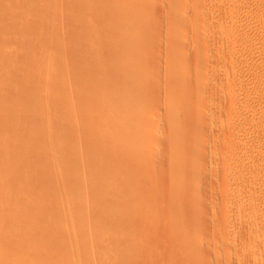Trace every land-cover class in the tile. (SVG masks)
<instances>
[{"label":"rangeland","instance_id":"obj_1","mask_svg":"<svg viewBox=\"0 0 264 264\" xmlns=\"http://www.w3.org/2000/svg\"><path fill=\"white\" fill-rule=\"evenodd\" d=\"M262 1L264 2V0H256V1L255 0L253 1L252 0L251 1L250 0H232V1L231 0H111V1L110 0H106V1L105 0H0V23H1L0 24V73L2 74V75L0 74L1 77L0 78V122H1L0 125L2 126V122L6 124L5 122L6 120L7 121L6 125L9 128V130H6L8 129L7 126H4L6 127L5 130L0 129V132L3 131L5 133V131H7L5 134L3 133L4 135L2 133H1L2 135L0 134L2 137L5 136L3 137L4 139L2 140L5 141L3 144V149L1 150L2 148L1 147L0 150L3 153V150L5 151L9 148L7 152L10 153L8 154V157L10 156L9 159L11 158L10 160L6 161L7 158L5 157L7 156L6 155L7 152L5 151L4 154L5 157L3 156L5 158L4 162L6 163L10 162L9 163L10 166L9 168L8 167L5 168L7 172L3 170L4 168L3 169L0 168V174L2 173L0 175V177L2 178V179L0 178V193H1L0 205L1 203L5 204V200L9 201L10 198H11L10 204L13 203V202L11 203V201H15L14 204L15 203L19 204V205L17 204L18 206H15V209L12 208L15 212H17V214L14 212V214L16 215L12 213L14 217L16 216L15 218L13 217L14 219L10 217L11 216L10 210L8 209L9 211H7V209H4V208H10V206L12 205L8 204L9 205L8 207V205L5 204L6 205L5 206L3 204L0 207V222L3 224V226L0 224L1 226L0 227V247H1L0 264L3 263L16 264V261L20 262L22 260L21 256L23 258V261H21L20 264L23 263L64 264L65 262L66 264H74V263L75 264H100V263L111 264L112 261H113L112 264H119L118 261L120 263L124 262L123 264H125V262L126 264L129 263L130 264H143V263L144 264H264V202H263L264 175H262L264 174V162H263L264 161V157H263L264 156L263 154L264 153V142H263L264 141V136H263L264 135V112H263L264 111V96H263L264 77H262L264 76V70H263L264 59H262L264 58V46H263L264 8H262L264 7V4ZM150 2H152V5L149 6L148 4H146V3L150 4ZM118 3L119 5H117ZM260 3L262 5H260ZM134 6L138 7L137 8L138 11L134 10L135 9ZM139 6L141 9L139 8ZM128 8H129V12H128ZM116 9L118 10V13ZM123 10L125 11V13ZM131 10L133 11L131 12ZM141 10L143 12H141ZM120 11L122 12V14H120L121 13ZM247 11H249V13ZM130 12L132 13V15L136 13L135 16L137 17V19L136 17H132V15H130L131 14ZM125 14L128 15L124 17ZM245 14L249 16L247 17ZM118 16L121 17L119 18L121 19L122 23L124 19L125 25H123L121 22L118 21L119 20ZM128 16L129 18L131 16L132 22H130L131 20L129 21ZM126 17L128 20L126 19ZM133 18H135L134 20L136 22L133 21ZM140 19L141 21H139ZM256 21H258L259 23H257ZM261 22L263 23V25H261ZM117 23L121 28L119 26L117 27ZM130 23L131 24L134 23L132 24L133 26ZM249 23L253 24V26ZM122 25L124 26V28ZM258 29L260 30L258 31ZM221 30L223 31V33ZM141 31H144L146 35L144 36L143 33H142L143 35L140 34ZM205 33L207 35H205ZM138 35L141 36L140 38L143 37V39L140 38L138 39L137 38ZM200 38L202 41L200 40ZM207 38L209 40H207ZM133 39L134 40L138 39V40L134 42ZM139 40H141L140 43ZM130 43H133L134 45ZM242 43L243 44L245 43V45H243ZM118 44L120 45L118 46ZM129 46L131 47L129 48ZM239 46L243 49H240ZM132 49H134V51H137V53L136 52L133 53ZM15 51L18 52V54L23 52L20 54L23 56V57L20 56L22 57L21 58L22 60L19 61L20 57H18L19 55H17ZM78 51L79 53H81L80 55L78 54ZM82 51L84 52L82 53ZM139 51L141 53H139ZM207 51L209 54L207 53ZM120 53H122V55ZM143 53L149 56L146 55L145 57ZM234 53L237 55V57ZM115 54H118L121 57H118ZM126 54H128V56L131 54L132 56L135 57L133 58L136 60L139 58L140 60L137 62L138 64L137 63L134 64V61L136 62V60H134L132 56L128 58ZM205 55L207 58L205 57ZM253 55L256 56L253 57ZM125 56L128 59H124ZM87 57L90 58L87 59ZM95 57L96 58L100 57V58H97L98 63L94 65V63L97 62ZM199 57L201 58L200 60L198 59ZM13 58H16L17 61L16 60L13 61ZM92 58L94 59V62L93 64H90L93 60ZM168 58L170 62H168L169 61ZM204 58L205 60H203ZM235 58L237 61L235 60ZM129 59H131V61ZM220 59L222 61H220ZM253 59H254V63L252 61ZM89 60H91V62ZM109 60L112 62H110ZM132 60L137 70L136 68H134L133 64H131V66L133 67H130V64L129 65L127 64L128 62L132 63ZM248 60L250 62H248ZM115 62L117 65H115ZM139 62H141V64ZM187 62L191 64L189 65ZM223 62H225V65ZM102 63L105 65H103ZM110 63L112 64L110 65ZM179 64L181 65L182 68L184 67L183 71H180L182 70V68L179 70L180 68ZM90 65H92L93 67L89 68ZM123 65L124 67L125 65H128V67H130L129 70H127L126 68L127 71L126 76L127 74L128 75L134 74L133 77L134 78L139 77L140 79L138 78L137 80L142 81V83L136 80L135 82L130 83L129 81H127L128 78L125 75H123L125 79L127 78V80H124V78L121 76L122 74H124L123 71H125ZM115 67L116 69L118 68L117 72L120 74L122 68L124 69L122 71V74L121 75L119 74L122 77L123 81H121L122 79L115 72L116 70ZM102 68H104V70ZM131 68L133 69V71L131 70ZM112 69L113 70L115 69L113 71V75L111 71ZM188 69L189 71L191 70V72L188 73L187 71ZM200 70H202L201 71L202 73L199 72ZM107 71L111 72V74L108 73ZM137 71L140 73H138ZM178 71L182 73L180 74V72ZM11 72L12 74L9 75H12V77L15 76L14 75L15 73L17 75L16 80L14 79L16 82H13L14 84L13 87L17 88L18 86V89L16 90L17 92L15 91L14 93L12 92L15 90V88L13 90L12 85L10 86L12 88V91L10 87H9L10 89H8L7 87L8 81L13 80V78L9 80L8 77L11 76L9 75L7 76V74ZM203 72L205 75H203ZM102 73L103 75L104 73H106L107 76L105 74V77H103L101 75ZM186 73L188 74L191 73L190 74L191 77H187L190 75L187 74L186 76ZM135 75L137 77H135ZM200 75L202 79L200 78ZM131 76L132 75L128 77L131 78ZM186 77L189 78V80L191 78V80L193 81V84L191 83L193 87L190 84V82L192 81L187 80ZM19 78L21 79L19 80ZM101 80L103 81V83ZM261 80L263 83L260 82ZM111 81H112L111 84L107 83ZM250 82H252V84ZM10 83L12 82H9V85ZM185 83H187L188 85ZM181 84L184 87L181 86ZM249 84L251 88L249 87ZM253 84H254V88H253ZM189 85L192 88L189 87ZM19 86L21 89L19 88ZM22 86L23 87L25 86L24 88L25 90L26 88L28 89L26 93L21 92L23 89ZM255 87L259 91H257ZM137 88H141L144 91H142L141 94L140 93L137 94L136 92L138 90ZM6 89L8 91L10 90L9 91L10 95L14 94L13 96H11V98L8 97L10 95H8L9 92ZM29 89H31L32 92L34 91L33 94L35 93V95H38V100L41 96L43 97V99H41L42 97L40 98L38 103L44 100V98L47 99L48 97H50V99H47V101L44 100L43 102H41V105H42V111L44 109L50 113V115L49 113H46L43 116H46V118L49 117L48 119L51 121L46 120L47 123H45L46 122V121L44 122L45 118L41 119V116H39V120L41 119L44 122V123L40 122L42 124L41 125L38 122L39 121L37 119L38 117L36 118L35 115L31 114L32 112L31 110H33L34 107L31 108L30 105L32 103L31 101L28 100V98L31 100L30 96H32L31 90ZM188 89L191 92H193L192 95ZM18 90H20V92ZM178 90H180V92ZM29 91L31 95L29 94ZM110 92L113 94H110ZM134 92L135 95L137 94V96L134 95ZM200 92L202 95L197 98V96H199L197 95V93L200 94ZM16 93H19L20 95L21 93H23L21 96L27 94L29 97L28 98L26 97L25 101L27 99L29 102L27 101V103H25L24 106H22L23 105L22 103L24 102H22L19 99L16 100L17 97L22 99L19 94L16 97L15 95ZM254 93H257L258 95L257 94L254 95ZM57 99L58 101H56ZM18 101L22 103L20 104ZM179 101L181 102V104ZM16 102H18L20 106L17 105ZM15 103H16V107L20 108L22 106L21 108L22 109L24 108L23 109V112L25 113L24 115L27 116L28 113L30 112L31 116L28 115V117L33 118L34 116L37 119L36 121L38 122V124H40L39 126H41L42 128L41 129L37 127L39 128V130H41L38 131V129L34 127L37 130V131L35 130V134H34L35 139L31 137L34 131L29 133L32 134L29 138H32L33 142L30 140L29 141L32 142L31 144L33 149L32 147H30L32 150L30 149L29 150L26 149V150L30 152L24 150L23 147L24 145L23 141H25L27 137L25 139L21 138V135L22 137L27 136L28 134L25 132H29V131H25L26 129L24 127V130H21V131H25L23 132L24 133L23 134L20 131H17L18 129L16 131L14 128H13L14 130L12 129L10 130V128L12 127H9L11 125L10 124L11 118L13 117L12 115L10 118V114L15 113L14 115L16 116L17 114L18 117V115L20 114L19 111H21V108L20 110L18 108L19 113L16 112L17 109L15 108ZM26 104H28L31 108V110H28V112L24 111ZM14 108L15 111H13ZM48 108L50 109L48 110ZM258 109H260L259 112ZM204 111L206 112L207 115L205 114ZM47 114L49 116H47ZM2 116H4L5 118L3 119ZM15 116L14 118H16ZM8 118H10V120H8ZM25 118L27 117H24V119ZM176 119L179 120L178 123ZM23 120L22 123H24ZM26 121H28L29 123L30 120L28 119ZM32 121H30L31 125L29 124V126L31 127L34 126L33 125L34 123ZM37 122L35 124H37ZM181 122L184 123L182 124ZM22 123L21 125H23ZM61 123H68V125L70 126L65 124L66 126H68L67 127L68 130L65 129L66 127L64 128V125ZM13 124L15 123L13 122L12 125ZM16 124L19 125V123ZM176 124H178L179 127L180 125L184 126V129L182 126H181L182 129L181 128L179 129L178 125H177L178 129H177ZM185 124L186 125L189 124V125L185 126ZM29 126H26V128ZM186 127L189 128L188 131H187L188 128L186 129ZM32 129L33 128H31V131ZM183 130H185L184 133ZM190 130H194V131H190ZM177 132H182L183 134L182 133L178 134ZM47 134L49 135V137L50 135L51 137H53L51 138V140L53 139L52 142L49 141L50 147H47L48 146L47 141L44 142L45 145H47L46 149L49 150L50 148H52V146L57 145L60 139L63 141V139L60 138L62 137L60 136L61 134L65 136V137L63 136V138H65V140L63 141L64 143H61V145H59L60 143H58L59 145V147L57 146L58 149L53 148L55 152L58 154L54 153L53 149L52 151L51 150L43 151L45 145L43 146L44 143L42 139L43 136L45 137V135L47 136ZM188 135L189 138L187 139ZM57 136L60 138L59 140L57 138L58 142L55 140ZM196 136L199 138H196ZM190 137L192 138L195 137L194 142L192 141L193 140L192 138H191L192 140H189ZM19 138L21 140L22 139L24 140L21 141ZM34 140H35V145L33 146ZM47 140H50V138H48ZM54 142L57 143L54 145ZM187 142H189V144ZM2 143L0 142V145ZM26 143L27 142H25V144ZM62 144H64V146ZM190 145L194 148H192ZM108 146H110L111 149ZM141 146L144 147L141 149L140 148ZM26 148H29V146ZM64 148L66 150H64ZM144 148L145 150L143 151ZM179 148L180 150H178ZM190 148L193 149L192 150L193 152L196 151L198 152L194 154L191 152ZM102 150L104 151V153ZM24 151L26 152L24 153ZM258 151L261 152L259 153ZM51 152H53L52 153L53 155L56 154V156L57 155L58 156L52 158L53 155L51 156L50 154ZM23 153L26 154L24 156L25 157L24 161H26V165L30 164V167L27 165L28 169L31 168L32 165V170H33L34 165L42 161L41 162L42 166H39L40 171L37 170V166H35L34 168L35 170H33L35 173H37V175L39 173L41 174V175L39 174L40 177L38 180H36L38 177L34 179L28 178V174L30 173L29 171L28 172L26 171L27 169L25 168L27 166L25 165V162L22 161L23 160L22 159L21 160L22 162L19 163L24 164V165L22 164V166L25 167L23 168L26 171L24 175L25 177L23 176L25 171L18 163L19 159L22 158L21 154ZM136 153L137 155H135ZM79 154L81 156H79ZM255 154H258L259 156ZM1 155L2 154H0V156ZM18 155H20L21 157ZM62 155H64L63 157L65 159L62 158ZM60 156H61L60 160L61 159L62 160L58 161V163H54L55 160L52 161L53 159H57ZM3 157L0 158V162L3 161L2 159ZM68 157L71 158L72 160L71 159L69 160ZM36 160L39 162H36ZM259 160L260 162L258 163ZM64 161L65 162L68 161L69 163L68 162L65 163ZM190 161L192 162V164L190 163ZM17 163L21 167L22 172L24 171L23 174L21 173V176L23 178L19 176L20 178L15 179L19 174L18 173L15 176L16 171L17 169L18 170L20 169L18 168ZM72 163L75 165L73 166ZM4 164L5 163H3V165ZM9 164L6 165L8 166ZM145 164H147L148 167H146ZM3 165L0 163V166ZM69 165L72 166L68 168ZM65 166H66L65 169L67 171L63 170V174H62V168L64 169ZM88 166L90 168L92 167V170L94 168H95L94 170L98 169V171L96 170L97 171L96 174L93 173V175L95 174L94 177L91 175L92 170L90 172L91 174H88L90 171V168L88 169ZM127 166H130V168ZM181 167H183V169ZM123 168L125 169L124 174L126 175V177L123 174L124 172ZM53 169L55 173H57L56 171H59L61 169L56 174L58 177L54 176V172L52 171ZM149 169L153 171L151 172ZM186 169H188V171ZM71 170L73 172H76L75 177H73L75 173H73ZM117 170L119 172H117ZM69 171L72 173L68 174L70 173ZM141 171L143 174L141 173ZM185 171L188 174L193 173L191 174L193 175V177L186 174ZM11 172L12 173L15 172V173L12 174ZM127 172L129 173L127 174ZM153 172L155 173L153 174ZM4 173L7 174L2 177ZM111 173L114 174L113 177H110L112 176ZM49 175L51 176L49 177ZM257 175L260 176L257 177ZM115 176L118 177L114 178ZM133 176L138 181L133 179L132 178ZM199 177L201 178V180ZM24 178L27 179V180L25 179L27 182L29 180L28 183L25 182L28 185L32 183L31 182L32 180L33 181L36 180L35 183L33 182L35 184L34 188H32L34 189V192L31 189V187L33 186L29 187L31 184L27 186L23 182ZM104 178L105 179L113 178L114 180L112 179V181L114 182L118 181V183L116 182V184L114 185V182L113 183L109 182V180H104ZM126 178L129 179L127 180ZM144 178H146V181L148 180L146 183ZM19 179L22 180V182L28 188H25L22 182H21L22 184L18 182ZM70 180L72 181L71 183ZM13 182L14 184L17 183L15 185L21 186L22 190L21 189L20 190L23 191V194L19 191V194L16 195L17 197L15 198L17 199V201L15 198H14L15 200L12 198L14 197L13 194L16 193L15 190L17 189L19 190V187L14 186ZM73 182L74 184L76 183V188L71 187ZM176 182L178 185L182 184V189L180 186L177 187V185H175ZM18 183H20V185ZM36 183L37 184L40 183L39 185H37L38 187L36 186ZM74 184L73 186H75ZM130 184L133 186H131ZM134 184H138V185L135 186ZM65 185L66 186L68 185L69 187L68 186L67 187L69 189H66ZM23 187L25 188L27 193L23 190ZM35 187H37L38 189L36 190ZM10 188L12 189L10 190ZM100 188L103 190V192L102 191L99 192ZM131 188L133 190L135 189L134 194L138 191L135 194V196ZM177 188L180 190V192H176V190H178ZM205 188L206 189L208 188L207 191ZM13 190L14 193L12 192ZM68 190H73V191L72 192L69 191L68 193ZM10 191L12 192V194L9 193L11 196L7 195L8 192ZM104 191L111 193L108 194L107 192ZM118 191L121 195L117 194ZM123 191L127 192V195ZM128 191H130L131 198H129L130 196H128L130 195ZM2 193H4L5 196L7 195L6 198L9 199H6ZM106 193L108 195L110 194L111 195L108 196ZM22 195L23 196L27 195V198L25 196L23 198ZM30 195L32 196L34 195L33 199ZM46 195H48V197ZM257 195L259 197H257ZM18 196L21 199H18ZM113 196L117 197L118 199L119 197L121 198L123 197L122 198L123 200L120 198V200L122 201H124L127 198L129 200L131 199L130 201L131 203L128 202L127 205L126 201L129 200H125L126 202L125 203V202H121L116 198L118 200L117 202L120 201V203H117L115 202L116 200ZM124 196H126L127 198H124ZM103 197L105 200H102ZM25 198L26 199L30 198L31 201L34 200L33 202L35 204L33 202L32 204L33 206L36 205L37 208H34L31 205L32 206L31 208H33V210L36 209L35 211L38 212V209H40L38 214L39 216L35 212L39 219L37 218H35V220L33 219L32 222L34 221V223L31 222V219L34 214L31 215V219L30 218L28 219L30 220V223L28 222V220H25V217L27 219V216L30 215V211L28 213L29 215L26 213V211L28 212L30 208V206L28 205L31 204L29 202L30 200L29 201L27 200L28 203L24 202L26 200ZM152 198L154 199L153 201L150 200ZM147 199L148 201H146ZM249 199L252 200L250 201ZM261 199L263 201H261ZM142 200L143 203L146 202V204H143V206L141 204ZM8 201L6 203H8ZM104 201H105L104 205L106 204L107 206L106 205L103 206L102 203ZM253 201L256 202L252 203ZM26 203L28 205H26ZM121 203L124 204L122 205ZM61 205H63L65 209ZM131 205L135 206V208L131 207ZM244 205L246 207L247 206L249 207L246 208ZM101 206H103L102 207L103 209L100 208ZM123 206H125L126 209ZM192 206L194 208H192ZM242 206L245 208L247 212L244 210V208L241 209ZM255 206H257L258 208ZM104 207L106 208L109 207L110 209H106ZM4 210L6 211V214H4L5 213ZM111 211L113 212V214L114 213L117 214L111 216L112 213ZM57 212H60L59 215L57 214ZM145 212L147 213L149 212L148 213L149 215L152 213L151 214V216L153 215V217H151L152 219H150V216L147 213L146 216H149V219H147L148 217L145 218L143 217L144 219L141 218V216H143V213ZM5 215H9V216H5ZM54 215H56L57 217ZM22 219H24V223L26 222L27 223L23 224ZM70 219L73 220L71 221ZM69 220L70 222H67ZM7 223L8 226H6ZM91 225L93 228L91 227ZM31 226H33L34 228ZM140 226H142L143 228L142 227L139 228ZM70 228H76V229L73 230ZM32 229L34 230V232ZM10 230L12 231L10 232ZM69 230L71 231L73 230L72 232H74L75 234H72V232H68ZM91 230H92L91 234L93 233L92 235L90 234ZM32 233L34 236H32ZM36 233L38 234V237L39 234L41 235L40 239H38V237L35 236L37 235ZM51 233L54 238L52 237ZM29 234L32 237L30 236H29L30 238L27 237V235ZM147 235H150L149 239ZM92 236H94V240L93 238H91ZM33 237L35 240L31 239ZM90 238L95 243L90 242L91 241ZM96 238H100V240ZM29 239H31L32 242L38 240L40 244L38 245V243H35V245L33 246V243H30ZM87 239H89L90 241ZM145 239H148V241L150 240L149 243L151 246L148 244V241ZM95 240L100 242L96 243ZM40 241H42L43 243ZM140 241L143 242V244H141ZM138 243L139 246H137ZM55 244L57 245V247ZM144 244L146 245L143 247L142 245ZM42 246L44 248H42ZM146 246L149 249L148 248L144 249ZM7 247H9V250L11 248L12 252L9 251L8 249L7 251L6 250ZM12 247L14 248L15 253ZM39 247H41V249ZM6 252L7 253L9 252L8 254L10 255L14 254L15 256L17 254L18 255V257L16 256L17 260L14 261L16 259L14 255L13 256L11 255L12 257L11 260V258L8 257V254ZM19 256L21 260H19ZM100 256L102 258H100ZM13 257L15 259H13ZM19 262L17 263L19 264Z\"/></svg>","mask_w":264,"mask_h":264},{"label":"bare ground","instance_id":"obj_2","mask_svg":"<svg viewBox=\"0 0 264 264\" xmlns=\"http://www.w3.org/2000/svg\"><path fill=\"white\" fill-rule=\"evenodd\" d=\"M105 1H106V0H105ZM110 1H111V0H110ZM231 1H232V0H231ZM250 1H251V0H250ZM252 1H253V0H252ZM255 1H256V0H255ZM131 2H132V1H131ZM136 2H137V1H136ZM176 2H177V1H176ZM180 2H181V1H180ZM202 2H203V1H202ZM243 2H245V1H243ZM258 2H259V1H258ZM262 2H263V1H262ZM84 3H85V2H84ZM103 3H104V2H103ZM221 3H222V2H221ZM229 3H230V2H229ZM237 3H238V2H237ZM252 3H253V2H252ZM123 4H124V3H123ZM138 4H139V3H138ZM146 4H148V5L150 6V5H152V2H150V4H149V3H146ZM216 4H217V3H216ZM238 4H239V3H238ZM248 4H249V3H248ZM254 4H256V3H254ZM263 4H264V2H263ZM115 5H116V4H115ZM117 5H119V3H118ZM121 5H122V4H121ZM136 5H137V4H136ZM148 5H147V6H148ZM251 5H252V4H251ZM260 5H262V4L260 3ZM113 6H114V4H113ZM126 6H127V5H126ZM132 6H133V5H132ZM175 6H176V5H175ZM235 6H236V4H235ZM119 7H120V6H119ZM134 7H135V6H134ZM141 7H142V6H141ZM166 7H167V6H166ZM168 7H169V6H168ZM223 7H224V6H223ZM248 7H249V6H248ZM253 7H254V6H253ZM117 8H118V6H117ZM120 8H121V7H120ZM120 8H119V10H120ZM122 8H123V7H122ZM124 8H125V7H124ZM137 8H138V7H135L134 10H135V11H136V10L138 11ZM139 8H140V6H139ZM149 8H150V7H149ZM149 8H148V9H149ZM257 8H258V7H257ZM262 8H264V7H262ZM109 9H110V8H109ZM132 9H133V8H132ZM140 9H141V8H140ZM144 9H145V8H144ZM150 9H151V8H150ZM224 9H225V8H224ZM241 9H242V8H241ZM253 9H254V8H253ZM73 10H74V9H73ZM116 10H117V9H116ZM125 10H126V9H125ZM247 10H248V9H247ZM254 10H255V9H254ZM123 11H124V10H123ZM132 11H133V10H131V12H132ZM135 11H134V12H135ZM139 11H140V10H139ZM147 11H148V10H147ZM206 11H207V10H206ZM214 11H215V10H214ZM235 11H236V10H235ZM243 11H244V10H243ZM249 11H250V10H249ZM249 11H247V12L249 13ZM252 11H253V10H252ZM258 11H259V9H258ZM120 12H121V11H120ZM128 12H129V8H128ZM131 12H130V13H131ZM141 12H143V11L141 10ZM247 12H246V13H247ZM256 12H257V11H256ZM260 12H261V11H260ZM117 13H118V10H117ZM124 13H125V11H124ZM124 13H123V14H124ZM170 13H171V12H170ZM200 13H201V12H200ZM248 13H247V14H248ZM251 13H252V12H251ZM120 14H122V12H121ZM135 14H136V13H135ZM135 14L132 15V13H131L130 15H132V17H136ZM146 14H147V12H146ZM210 14H211V13H210ZM223 14H224V13H223ZM238 14H239V13H238ZM243 14H244V12H243ZM256 14H257V13H256ZM63 15H64V14H63ZM66 15H67V14H66ZM117 15H118V14H117ZM127 15H128V14H127ZM127 15L125 14L124 17L127 16ZM174 15H175V14H174ZM245 15H246V14H245ZM245 15H244V16H245ZM252 15H253V14H252ZM260 15H261V14H260ZM111 16H112V15H111ZM120 16H122V15H120ZM120 16H118V18H119ZM143 16H144V15H143ZM148 16H149V15H148ZM210 16H212V15H210ZM222 16H223V15H222ZM246 16H247V15H246ZM248 16H249V15H248ZM248 16H247V17H248ZM254 16H255V15H254ZM258 16H259V15H258ZM208 17H209V16H208ZM238 17H239V16H238ZM255 17H256V16H255ZM255 17H254V18H255ZM120 18H121V17H120ZM120 18H119V20H118L119 22H121V19H120ZM140 18H141V17H140ZM240 18H241V17H240ZM244 18H245V17H244ZM244 18H243V19H244ZM122 19H123V18H122ZM126 19H127V17H126ZM128 19H129V21H130V20H131V16H130V18H129V16H128ZM128 19H127V20H128ZM134 19H135V18H133V21H135ZM136 19H137V17H136ZM142 19H143V18H142ZM237 19H238V18H237ZM250 19H251V18H250ZM255 19H256V18H255ZM255 19H254V20H255ZM259 19H260V18H259ZM251 20H252V19H251ZM129 21H128V22H129ZM139 21H141V19H140ZM218 21H219V20H218ZM242 21H243V20H242ZM252 21H253V20H252ZM261 21H262V20H261ZM130 22H132V20H131ZM135 22H136V21H135ZM135 22H134V23H135ZM208 22H209V21H208ZM214 22H215V21H214ZM256 22L259 23L258 21H256ZM65 23H66V22H65ZM121 23H122V22H121ZM134 23H132V24H134ZM139 23H140V22H139ZM147 23H149V22H147ZM254 23H255V22H254ZM0 24H1V23H0ZM122 24L125 25V24H124V19H123V23H122ZM130 24H131V23H130ZM132 24H131V25H132ZM137 24H138V23H137ZM218 24H219V23H218ZM244 24H245V23H244ZM249 24H251V23H249ZM123 25H122V26H123ZM150 25H151V24H150ZM221 25H222V24H221ZM230 25H231V24H230ZM251 25L253 26V24H251ZM261 25H263L262 22H261ZM261 25H260V26H261ZM118 26H119V25H118V23H117V27H118ZM132 26H133V25H132ZM211 26H212V25H211ZM238 26H239V25H238ZM240 26H241V25H240ZM249 26H250V25H249ZM257 26H258V25H257ZM119 27H120V26H119ZM126 27H127V26H126ZM138 27H139V26H138ZM146 27H147V26H146ZM215 27H216V26H215ZM222 27H223V26H222ZM113 28H114V27H113ZM120 28H121V27H120ZM123 28H124V26H123ZM128 28H130V27H128ZM141 28H142V27H141ZM141 28H140V29H141ZM243 28H244V27H243ZM246 28H247V27H246ZM246 28H245V29H246ZM258 28H259V27H258ZM260 28H261V27H260ZM125 29H126V28H125ZM211 29H212V28H211ZM247 29H248V28H247ZM249 29H250V28H249ZM263 29H264V28H263ZM263 29H262V30H263ZM123 30H124V29H123ZM123 30H122V31H123ZM127 30H128V29H127ZM132 30H133V29H132ZM142 30H143V29H142ZM212 30H213V29H212ZM219 30H220V28H219ZM222 30H223V29H222ZM222 30H221V31H222ZM229 30H230V29H229ZM239 30H240V28H239ZM259 30H260V29H258V31H259ZM223 31H224V30H223ZM223 31H222V33H223ZM249 31H250V30H249ZM114 32H115V31H114ZM126 32H128V31H126ZM126 32H125V33H126ZM135 32H137V31H135ZM152 32H153V31H152ZM215 32H216V31H215ZM232 32H233V31H232ZM243 32H244V31H243ZM247 32H248V30H247ZM254 32H255V30H254ZM142 33L144 34V36L146 35V34L144 33V31H141L140 34H142ZM250 33H251V32H250ZM252 33H253V32H252ZM257 33H258V32H257ZM263 33H264V32H263ZM140 34H139V35H140ZM143 34H142V35H143ZM199 34H200V33H199ZM218 34H219V33H218ZM123 35H124V34H123ZM130 35H131V34H130ZM139 35H138V37H137L138 39L141 37V36H139ZM196 35H197V34H196ZM205 35H207V34L205 33ZM231 35H232V34H231ZM239 35H241V34H239ZM251 35H252V34H251ZM259 35H260V34H259ZM263 35H264V34H263ZM170 36H171V35H170ZM220 36H221V35H220ZM233 36H234V35H233ZM243 36H244V35H243ZM247 36H248V35H247ZM127 37H129V36H127ZM132 37H133V36H132ZM135 37H136V36H135ZM206 37H207V36H206ZM218 37H219V35H218ZM230 37H231V36H230ZM251 37H252V36H251ZM251 37H249V38H251ZM169 38H170V37H169ZM259 38H260V37H259ZM129 39H130V38H129ZM129 39H128V40H129ZM135 39H136V38H135ZM138 39H137V40H138ZM140 39H143V37L140 38ZM228 39H229V38H228ZM255 39H256V38H255ZM263 39H264V38H263ZM130 40H131V39H130ZM130 40H129V41H130ZM133 40H134V39H133ZM137 40H134V42L137 41ZM171 40H172V38H171ZM197 40H198V39H197ZM200 40H201V38H200ZM207 40H209V39L207 38ZM207 40H206V41H207ZM218 40H219V38H218ZM239 40H240V39H239ZM258 40H259V39H258ZM258 40H257V41H258ZM77 41H78V40H77ZM118 41H119V40H118ZM140 41H141V40H139V43H140ZM143 41H144V40H143ZM143 41H142V42H143ZM201 41H202V40H201ZM242 41H243V40H242ZM249 41H251V40H249ZM261 41H262V40H261ZM132 42H133V41H132ZM134 42H133V43H134ZM176 42H177V41H176ZM178 42H179V41H178ZM198 42H199V41H198ZM219 42H220V41H219ZM230 42H231V41H230ZM232 42H233V40H232ZM244 42H245V40H244ZM262 42H263V41H262ZM133 43H130V44H133ZM139 43H136V44H139ZM154 43H155V42H154ZM164 43H165V42H164ZM171 43H172V42H171ZM191 43H192V42H191ZM221 43H222V42H221ZM239 43H240V42H239ZM255 43H256V42H255ZM263 43H264V42H263ZM116 44H117V43H116ZM116 44H115V45H116ZM123 44H124V43H123ZM123 44H122V45H123ZM136 44H135V45H136ZM157 44H158V43H157ZM169 44H170V42H169ZM207 44H208V43H207ZM242 44H243V43H242ZM248 44H250V43H248ZM253 44H254V43H253ZM256 44H257V43H256ZM256 44H255V46H256ZM119 45H120V44H118V46H119ZM122 45H121V46H122ZM133 45H134V44H133ZM146 45H147V44H146ZM146 45H145V46H146ZM166 45H167V43H166ZM203 45H204V44H203ZM232 45H233V44H232ZM243 45H245V43H244ZM261 45H262V44H261ZM131 46H132V45H131ZM131 46H129V48H130ZM136 46H137V45H136ZM149 46H150V45H149ZM178 46H179V45H178ZM209 46H210V45H209ZM240 46H241V45H240ZM240 46H239V47H240ZM249 46H250V45H249ZM263 46H264V44H263ZM137 47H138V46H137ZM143 47H144V46H143ZM174 47H175V46H174ZM207 47H208V46H207ZM242 47H244V46H242ZM251 47H252V45H251ZM118 48H120V47H118ZM129 48H128V50H129ZM140 48H141V46H140ZM160 48H161V47H160ZM168 48H169V47H168ZM185 48H186V47H185ZM253 48H254V46H253ZM135 49H136V48H135ZM146 49H149V48H146ZM152 49H153V48H152ZM215 49H217V48H215ZM240 49H243V48L240 47ZM251 49H252V48H251ZM259 49H260V48H259ZM130 50H131V49H130ZM132 50H133V53H134V52L137 53V51H134V49H132ZM163 50H164V49H163ZM168 50H169V49H168ZM175 50H176V49H175ZM210 50H211V49H210ZM212 50H213V49H212ZM16 51H17V50H16ZM16 51H15V52H16ZM21 51H22V50H21ZM49 51H50V50H49ZM80 51H81V50H80ZM86 51H87V50H86ZM122 51H123V50H122ZM144 51H145V50H144ZM146 51H149V50H146ZM151 51H152V50H151ZM202 51H203V50H202ZM232 51H233V50H232ZM246 51H247V50H246ZM262 51H263V50H262ZM18 52H19V50H18ZM18 52H16V54L19 55L18 57L22 56V55H20V54L23 53V52H21V53H19V54H18ZM71 52H72V51H71ZM76 52H77V50H76ZM83 52H84V51H82V53H83ZM127 52H129V51H127ZM141 52H142V50H141ZM141 52L139 51V53H141ZM163 52H164V51H163ZM175 52H176V51H175ZM198 52H199V51H198ZM215 52H216V51H215ZM222 52H223V51H222ZM230 52H231V51H230ZM249 52H250V51H249ZM257 52H258V51H257ZM129 53H131V52H129ZM133 53H131V54H133ZM136 53H135V54H136ZM139 53H138V54H139ZM144 53H146V52H144ZM144 53H143V54H144ZM148 53H149V52H148ZM207 53H208V51H207ZM228 53H229V52H228ZM253 53H254V52H253ZM16 54H15V55H16ZM68 54H69V53H68ZM78 54L80 55L81 53H79V51H78ZM84 54H85V53H84ZM87 54H88V52H87ZM120 54L122 55V53H120ZM131 54H130L129 56H128V54H126V56H127L128 58H130V57L132 56ZM153 54H154V53H153ZM170 54H172V53H170ZM180 54H181V53H180ZM180 54H179V55H180ZM182 54H183V53H182ZM208 54H209V53H208ZM212 54H213V53H212ZM215 54H217V53H215ZM226 54H227V53H226ZM230 54H231V53H230ZM230 54H229V55H230ZM234 54H235V53H234ZM246 54H247V53H246ZM17 55H16V56H17ZM72 55H73V54H72ZM93 55H95V54H93ZM115 55L118 56V57H121V56L118 55V54H115ZM144 55H145V57H146L147 54H144ZM163 55H164V54H163ZM166 55H167V54H166ZM199 55H200V54H199ZM210 55H211V54H210ZM231 55H232V54H231ZM235 55H236V54H235ZM259 55H260V53H259ZM126 56H125L124 59H128V58H126ZM135 56H136V55H135ZM141 56H142V55H141ZM147 56H149V55H147ZM159 56H160V55H159ZM169 56H170V55H169ZM174 56H175V55H174ZM184 56H185V55H184ZM207 56H208V55H207ZM255 56H256V55H255ZM255 56L253 55V57H255ZM257 56H258V54H257ZM262 56H263V55H262ZM22 57H23V56H22ZM22 57L19 58V61L22 60V59H21ZM133 57H134V56H132V58H133ZM139 57H140V56H139ZM186 57H187V56H186ZM205 57H206V55H205ZM208 57H209V56H208ZM233 57H235V56H233ZM236 57H237V55H236ZM259 57H260V56H259ZM89 58H90V57H87V59H89ZM93 58H94V56H93ZM93 58H92V59H93ZM97 58H100V57H97ZM97 58L95 57L96 61H97ZM132 58H131V59H132ZM134 58H135V57H134ZM134 58H133V59H134ZM137 58H138V57H137ZM169 58H170V57H169ZM169 58H168V60H169ZM202 58H203V56H202ZM206 58H207V57H206ZM212 58H213V56H212ZM243 58H244V57H243ZM247 58H248V57H247ZM68 59H69V58H68ZM73 59H74V58H73ZM78 59H79V58H78ZM82 59H83V58H82ZM92 59H91V60H92ZM131 59H129V60L131 61ZM189 59H190V56H189ZM198 59L200 60L201 58L199 57ZM231 59H232V58H231ZM250 59H251V58H250ZM262 59H264V58H262ZM14 60H16V58H13V61H14ZM84 60H85V58H84ZM84 60H83V61H84ZM91 60H89V61L91 62ZM117 60H118V59H117ZM129 60H128V61H129ZM134 60H136V59H134ZM139 60H140V59L138 58V59L136 60V62L134 61V64L137 63ZM171 60H172V59H171ZM203 60H205V58H204ZM208 60H209V59H208ZM223 60H224V59H223ZM235 60H236V58H235ZM16 61H17V60H16ZM109 61H110V60H109ZM109 61H108V62H109ZM114 61H115V60H114ZM128 61H127V62H128ZM141 61H142V60H141ZM148 61H149V60H148ZM183 61H184V60H183ZM210 61H211V60H210ZM218 61H219V60H218ZM220 61H222V60L220 59ZM236 61H237V60H236ZM252 61H253V63H254V59H253ZM257 61H258V60H257ZM85 62H86V61H85ZM93 62H94V59L92 60V62H91L90 64H93ZM108 62H107V63H108ZM110 62H112V61H110ZM117 62H118V61H117ZM123 62H125V61H123ZM127 62H126V63H127ZM144 62H145V60H144ZM168 62H170V60H169ZM175 62H176V61H175ZM198 62H199V61H198ZM201 62H203V61H201ZM205 62H206V61H205ZM248 62H250V61L248 60ZM258 62H259V61H258ZM75 63H76V61H75ZM86 63H87V62H86ZM96 63H98V61L95 62L94 65H95ZM100 63H101V62H100ZM118 63H119V62H118ZM139 63L141 64V62H139ZM142 63H143V62H142ZM176 63H177V62H176ZM187 63H188V62H187ZM207 63H208V62H207ZM223 63H224V65H225V62H223ZM229 63H230V62H229ZM245 63H246V62H245ZM260 63H261V62H260ZM17 64H19V63H17ZM80 64H81V63H80ZM102 64H103V63H102ZM111 64H112V63H110V65H111ZM123 64H124V63H123ZM127 64H128V65L130 64V67H133V66H134V64H133V60H132V63L128 62ZM131 64H133V66H131ZM137 64H138V63H137ZM144 64H145V63H144ZM188 64L190 65L191 63H188ZM201 64H202V63H201ZM212 64H213V63H212ZM221 64H222V62H221ZM247 64H248V63H247ZM256 64H258V63H256ZM8 65H9V64H8ZM8 65H7V66H8ZM103 65H105V64H103ZM103 65H102V66H103ZM106 65H108V64H106ZM110 65H109V66H110ZM115 65H117L116 62H115ZM118 65H119V64H118ZM128 65H125V67H124V65H123V68H125V71H126V68H127V70H129L130 67H128ZM155 65H156V64H155ZM168 65H169V64H168ZM168 65H166V66H168ZM171 65H172V64H171ZM176 65H177V64H176ZM182 65H183V64H182ZM205 65H206V63H205ZM224 65H223V66H224ZM235 65H236V64H235ZM254 65H255V64H254ZM262 65H263V63H262ZM75 66H76V65H75ZM97 66H98V65H97ZM109 66H107V67H109ZM119 66H120V65H119ZM119 66H118V67H119ZM126 66H127V67H126ZM152 66H153V65H152ZM183 66H184V65H183ZM187 66H188V65H187ZM4 67H5V66H4ZM83 67H84V66H83ZM90 67H93V66L90 65L89 68H90ZM116 67H117V66H116ZM116 67H115V69H116ZM147 67H148V66H147ZM154 67H155V66H154ZM179 67H180V68H179V70H180V69L182 68L180 64H179ZM188 67H189V66H188ZM227 67H228V66H227ZM233 67H234V66H233ZM110 68H112V67H110ZM113 68H114V66H113ZM123 68H122V71L124 70ZM134 68H136V67L134 66ZM172 68H173V67H172ZM189 68H190V67H189ZM235 68H236V67H235ZM253 68H254V67H253ZM263 68H264V67H263ZM67 69H68V68H67ZM82 69H83V68H82ZM87 69H88V68H87ZM87 69H86V70H87ZM102 69L104 70V68H102ZM115 69H114V70H115ZM157 69H158V68H157ZM183 69H184V67H183L182 70H180V71H183ZM197 69H198V67H197ZM223 69H224V68H223ZM260 69H261V68H260ZM109 70H110V69H109ZM109 70H108V71H109ZM114 70H113V69L111 70V71H112V75H113V71H114ZM117 70H118V68L115 70V72L117 73V75H119L120 73H118ZM131 70L133 71L132 68H131ZM136 70H137V68H136ZM149 70H150V69H149ZM213 70H214V69H213ZM213 70H212V71H213ZM218 70H219V69H218ZM239 70H240V69H239ZM251 70H252V69H251ZM254 70H255V69H254ZM263 70H264V69H263ZM88 71H89V70H88ZM92 71H93V69H92ZM97 71H98V70H97ZM108 71H107V72H108ZM122 71H121V74H122ZM125 71H123L124 74H122V75L120 74L123 78H124L123 75L126 76V73H127V71H126V72H125ZM150 71H151V70H150ZM150 71H149V72H150ZM156 71H157V70H156ZM168 71H170V70H168ZM180 71H178V72H180ZM187 71H188V73L191 72V70L189 71V69H188ZM187 71H186V72H187ZM201 71H202V70H200L199 72H201ZM203 71H204V70H203ZM222 71H223V70H222ZM231 71H232V70H231ZM236 71H237V70H236ZM9 72H10V71H9ZM103 72H104V71H103ZM137 72H138V71H137ZM149 72H148V73H149ZM184 72H185V71H184ZM195 72H196V71H195ZM199 72H198V75H199ZM108 73L111 74V72H108ZM116 73H115V74H116ZM128 73H129V72H128ZM138 73H140V72H138ZM141 73H142V72H141ZM162 73H163V72H162ZM181 73H182V72H180V74H181ZM188 73H186V76H187ZM201 73H202V72H201ZM218 73H219V72H218ZM237 73H238V72H237ZM246 73H247V72H246ZM261 73H262V72H261ZM0 74H1V73H0ZM9 74H12V72H11V73H8L7 76H8ZM13 74H14V73H13ZM17 74H18V73H17ZM63 74H64V73H63ZM95 74H97V73H95ZM105 74H106V73H104V75H103V73H102L101 75H102L103 77H105ZM110 74H109V75H110ZM143 74H144V73H143ZM152 74H153V73H152ZM154 74H155V73H154ZM169 74H170V73H169ZM190 74H191V73H190ZM190 74H188V75H190ZM220 74H221V73H220ZM235 74H236V73H235ZM250 74H251V73H250ZM255 74H256V73H255ZM258 74H259V73H258ZM1 75H2V74H1ZM5 75H6V74H5ZM14 75H15V76H13V77H12V75H9V76H11V77H8L9 80H10L11 78H13V80L8 81V83H7V84H8V86H7L8 89L11 88V87H10L11 85H12L13 90H14V88H15V87H13V86H14L13 82H16L15 80H16V76H17V75H16V73H15ZM68 75H69V74H68ZM75 75H76V74H75ZM101 75H100V76H101ZM109 75H108V77H109ZM120 75H119V76H120ZM130 75H132L131 78H129ZM130 75L127 74L126 77L128 78V80H127V78H126V79L124 78V80H127V81H129L130 83H131V82H135V80H136V81H139V80H137L139 77H137V76L135 75V77H137V78H134V77H133L134 74H130ZM182 75H183V74H182ZM182 75H181V76H182ZM203 75H205L204 72H203ZM218 75H219V74H218ZM221 75H222V74H221ZM230 75H231V72H230ZM238 75H239V74H238ZM24 76H25V75H24ZM91 76H92V75H91ZM93 76H94V75H93ZM106 76H107V74H106ZM121 76H120V78L122 79ZM128 76H129V77H128ZM181 76H180V77H181ZM252 76H253V75H252ZM252 76H251V77H252ZM254 76H255V75H254ZM259 76H260V75H259ZM261 76H262V75H261ZM14 77H15V78H14ZM18 77H19V76H18ZM20 77H21V76H20ZM103 77H101V78H103ZM111 77H112V76H111ZM141 77H142V75H141ZM168 77H169V76H168ZM173 77H174V76H173ZM173 77H172V78H173ZM177 77H178V76H177ZM177 77H176V78H177ZM184 77H185V75H184ZM187 77H191V75H190V76H187ZM187 77H186V78H187ZM196 77H197V76H196ZM217 77H218V76H217ZM231 77H232V76H231ZM231 77H230V78H231ZM246 77H247V76H246ZM262 77H264V76H262ZM0 78H1V77H0ZM75 78H76V76H75ZM90 78H91V77H90ZM93 78H94V77H93ZM101 78H100V79H101ZM113 78H114V77H113ZM182 78H183V77H182ZM200 78L202 79L201 75H200ZM223 78H224V77H223ZM237 78H238V77H237ZM260 78H261V77H260ZM8 79H7V80H8ZM14 79H15V80H14ZM20 79H21V78H19V80H20ZM98 79H99V78H98ZM105 79H106V78H105ZM105 79H104V80H105ZM107 79H108V78H107ZM139 79H140V78H139ZM147 79H148V78H147ZM166 79H167V78H166ZM177 79H178V78H177ZM217 79H219V78H217ZM238 79H239V78H238ZM257 79H258V78H257ZM24 80H25V79H24ZM114 80H115V79H114ZM118 80H119V78H118ZM130 80H132V81H130ZM143 80H144V79H143ZM169 80H170V79H169ZM182 80H185V79H182ZM182 80H181V81H182ZM187 80H189V78H187ZM190 80H191V78H190ZM190 80H189V81H190ZM204 80H205V79H204ZM213 80H214V79H213ZM231 80H232V79H231ZM253 80H254V79H253ZM263 80H264V79H263ZM57 81H58V80H57ZM59 81H61V80H59ZM101 81H102V80H101ZM107 81H108V80H107ZM112 81H113V80H112ZM112 81H111V82H107V83H110V84H111ZM121 81H123V79H122ZM170 81H171V80H170ZM189 81H188V83H189ZM191 81H192V80H191ZM238 81H239V80H238ZM2 82H3V81H2ZM9 82H12V83H10V85H9ZM139 82L142 83V81H139ZM186 82H187V81H186ZM203 82H204V81H203ZM214 82H215V81H214ZM260 82L263 83L262 80H261ZM102 83H103V81H102ZM123 83H124V82H123ZM158 83H159V82H158ZM169 83H170V82H169ZM169 83H168V85H169ZM174 83H175V82H174ZM191 83L193 84V81L190 82V84H191ZM201 83H202V82H201ZM211 83H212V82H211ZM238 83H239V82H238ZM250 83L252 84V82H250ZM261 83H260V84H261ZM18 84H19V83H18ZM121 84H122V83H121ZM124 84H125V83H124ZM143 84H144V83H143ZM185 84H187V83H185ZM192 84H191V86H192ZM218 84H219V83H218ZM220 84H221V83H220ZM129 85H130V84H129ZM171 85H172V84H171ZM187 85H188V84H187ZM205 85H206V84H205ZM33 86H34V85H33ZM95 86H96V85H95ZM145 86H147V85H145ZM174 86H175V85H174ZM181 86H183V85L181 84ZM191 86L189 85V87H191ZM197 86H198V84H197ZM251 86H252V85H251ZM9 87H10V88H9ZM111 87H112V86H111ZM183 87H184V86H183ZM192 87H193V86H192ZM192 87H191V88H192ZM195 87H196V86H195ZM238 87H239V86H238ZM249 87H250V84H249ZM256 87H257V86H256ZM256 87H255V88H256ZM12 88H11V91H12ZM19 88H20V86H19ZM22 88H23V89H22L21 92H23V93L25 92V93H26V91H27L28 89L26 88V90H25V89H24L25 86H24V87L22 86ZM128 88H129V87H128ZM142 88H143V87H142ZM158 88H159V87H158ZM187 88H188V87H187ZM250 88H251V87H250ZM253 88H254V84H253ZM17 89H18V86H17V88H15V90H14L12 93H14ZM20 89H21V88H20ZM119 89H120V88H119ZM121 89H123V88H121ZM137 89H138V90L136 91L137 94H138V93L141 94L142 91H144V90L141 89V88H137ZM155 89H156V88H155ZM169 89H170V88H169ZM177 89H178V88H177ZM177 89H176V90H177ZM189 89H190V88H189ZM189 89H188V90H189ZM195 89H197V88H195ZM239 89H240V88H239ZM6 90H7V89H6ZM23 90H24V91H23ZM29 90H31V89H29ZM180 90H181V89H180ZM180 90H178V91L180 92ZM184 90H185V89H184ZM192 90H193V89H192ZM234 90H236V89H234ZM256 90H257V88H256ZM7 91H8V90H7ZM9 91H10V90H9ZM9 91H8V92H9ZM18 91L20 92V90H18ZM112 91H113V89H112ZM181 91H182V90H181ZM193 91H194V90H193ZM200 91H201V90H200ZM239 91H240V90H239ZM257 91H259V90H257ZM16 92H17V91H16ZM33 92H34V91H33ZM33 92H32V90H31V93H32V96H30V97H31V100L28 98V97H29V96L27 95L28 92H27V94H26L27 96H26V95H23L24 97L21 96L23 93H21V95H20L19 93H16V94H15L16 97H17V95L19 94V95L21 96V98H22V99H20V98L17 97L16 100L19 99V100H21L22 102H24V103L21 102V103L23 104L22 106H24V104L27 103L28 100L31 101L32 104H31L30 106H31V108L34 107L33 110H31L30 106L28 105L29 103H28V104H26L27 106L25 105V110H24V111L28 112V110H31V111H32L31 114L35 115L36 118L38 117V118H37L38 120H39V116H41V119H42V118H43V119L45 118L44 122H45L46 120L48 121V120H49V119H48L49 117L46 118V116H43V115L46 114V113H49V112H47V111L44 110V109H43V111H42V105H41V102H43L44 100L47 101V99H50V97H48L47 99L44 98V100H42L41 102L38 103V101L40 100V98H41L42 96H41V97L39 98V100H38V95H35V93L33 94ZM176 92H177V91H176ZM189 92H191V91L189 90ZM215 92H216V91H215ZM223 92H224V91H223ZM230 92H231V91H230ZM232 92H233V91H232ZM240 92H241V91H240ZM249 92H250V91H249ZM254 92H255V91H254ZM263 92H264V91H263ZM12 93H11V94H12ZM31 93H30V91H29V94H30V95H31ZM117 93H119V92H117ZM121 93H122V92H121ZM144 93H145V92H144ZM192 93H193V92H191V95H192ZM233 93H234V92H233ZM233 93H232V94H233ZM258 93H259V92H258ZM39 94H40V93H39ZM110 94H113V93L110 92ZM137 94L135 95V92H134V95H135V96H137ZM140 94H139V95H140ZM184 94H185V93H184ZM232 94H231V95H232ZM237 94H240V93H237ZM242 94H243V93H242ZM255 94H257V93H254V95H255ZM261 94H262V93H261ZM8 95H10V92L8 93ZM13 95H14V94H12V95H10V96H8V97L11 98V96H13ZM41 95H42V94H41ZM49 95H50V94H49ZM106 95H107V94H106ZM122 95H123V94H122ZM132 95H133V94H132ZM145 95H146V94H145ZM182 95H183V94H182ZM186 95H187V94H186ZM197 95H199V96H197V98H198V97H200L202 94H201V92H200V94L197 93ZM206 95H207V94H206ZM257 95H258V94H257ZM20 96H19V97H20ZM39 96H40V95H39ZM111 96H112V95H111ZM263 96H264V95H263ZM14 97H15V96H14ZM26 97L28 98V100L26 99V101H25V98H26ZM119 97H120V95H119ZM121 97H122V96H121ZM125 97H126V96H125ZM141 97H142V96H141ZM192 97H193V96H192ZM240 97H241V96H240ZM4 98H5V97H4ZM10 98H8V99H10ZM51 98H53V97H51ZM115 98H116V97H115ZM123 98H124V96H123ZM136 98H137V97H136ZM256 98H258V97H256ZM41 99H43V97H42ZM113 99H114V98H113ZM200 99H201V98H200ZM209 99H210V98H209ZM237 99H238V98H237ZM240 99H241V98H240ZM36 100H37V101H36ZM53 100H54V99H53ZM245 100H246V99H245ZM12 101H13V100H12ZM29 101H28V102H29ZM56 101H58V99H57ZM133 101H134V100H133ZM142 101H143V100H142ZM181 101H182V100H181ZM205 101H206V100H205ZM239 101H240V100H239ZM239 101H238V102H239ZM18 102H19V101H18ZM18 102H16V103H17V105L20 106L21 103L19 102V103H20V104H19ZM129 102H130V101H129ZM179 102H180V101H179ZM183 102H184V101H183ZM16 103H15V108L17 109L16 112H17V113L20 112V114H19L20 116L18 115V117H17V114H16V116H15V115H14L15 113L10 114V118H11V116L13 115V117H12L13 119L11 118V121H10V122H11V123H10L11 125H10L9 127H12V128H10V130H11V129H12V130L15 129V131H16V130L18 129L17 131H20L21 133H23V132H25V131H29V132H25V133L28 134V135L25 134V135H27V136H24V135H23L24 137H22V135H21V138H24V139H25V138L27 137V139H26L25 141H23L24 139H22V140H21L20 138H19V139H20L21 141H23V144H24V145H23V144H22V145H23V147H24V150H26V149H27V150H29V149L32 150L33 147H32V144H31V143L33 142V139H32V138H29V137L32 135V134H29V133L34 131L33 135L31 136V137L34 138V137H35L34 134H35V130H36L34 127H36V128H37V127L41 128V126H39V125L41 124L40 122H43V121L40 119L41 121H40V120L38 121L40 124H38V122L36 121L37 119H36L34 116H33V118L30 117V118L33 120V121H32V120L28 117V115L31 116L30 112L28 113L27 116L24 115V114H25V113L23 112V109H24V108L22 109V108H21L22 106H21L20 108H21V111H22V112L19 111L20 108H19V107H16ZM45 103H46V102H45ZM239 103H240V102H239ZM242 103H243V102H242ZM244 103H245V102H244ZM37 104L40 105L41 107L38 106ZM132 104H133V103H132ZM134 104H135V103H134ZM180 104H181V102H180ZM182 104H183V103H182ZM256 104H257V103H256ZM49 105H50V104H49ZM49 105H48V106H49ZM55 105H56V104H55ZM114 105H115V104H114ZM136 105H137V104H136ZM28 106H29V107H28ZM181 106H182V105H181ZM262 106H263V105H262ZM52 107H53V106H52ZM133 107H134V106H133ZM259 107H260V106H259ZM259 107H258V108H259ZM12 108H13V107H12ZM15 108H14L13 111H15ZM18 108H19V110H18ZM28 108H29V109H28ZM45 108H46V107H45ZM81 108H82V107H81ZM240 108H241V107H240ZM49 109H50V108H48V110H49ZM181 109H182V107H181ZM202 109H203V107H202ZM249 109H250V107H249ZM260 109H261V108H260ZM260 109H258V112L260 111ZM139 110H140V109H139ZM141 110H142V109H141ZM251 110H252V109H251ZM18 111H19V112H18ZM179 111H180V110H179ZM11 112H12V111H11ZM34 112H35V113H34ZM44 112H45V113H44ZM137 112H138V111H137ZM141 112H142V111H141ZM204 112H205V111H204ZM204 112H203V113H204ZM210 112H211V111H210ZM263 112H264V111H263ZM80 113H81V112H80ZM116 113H117V112H116ZM186 113H187V112H186ZM240 113H241V112H240ZM22 114L24 115V117H27L30 121H32V122L34 123V124H33L34 126L32 125L33 127L29 126V124L31 125L30 121H29V123H28V121H26V120H28V119L25 118V119H26V120H25ZM180 114H181V113H180ZM205 114H206V112H205ZM236 114H237V113H236ZM244 114H245V113H244ZM250 114H251V113H250ZM257 114H258V113H257ZM49 115H50V113H49ZM49 115L47 114V116H49ZM206 115H207V114H206ZM237 115H238V114H237ZM248 115H249V114H248ZM258 115H259V114H258ZM261 115H262V113H261ZM14 116H15L16 118H14ZM21 116H22V117H21ZM178 116H179V114H178ZM2 117H3V119L5 118L4 116H2ZM20 117H21V118H20ZM50 117H51V116H50ZM183 117H184V115H183ZM185 117H186V116H185ZM213 117H214V116H213ZM213 117H212V119H213ZM230 117H231V116H230ZM241 117H244V116H241ZM248 117H249V116H248ZM260 117H261V116H260ZM10 118H8V120H10ZM17 118H18V119H17ZM19 118H20V120H21V119H22V120L24 119V120H23L24 123H22V120L20 121ZM34 118H35V121L37 122V124H35L36 122L34 121ZM181 118H182V117H181ZM204 118H205V117H204ZM262 118H263V117H262ZM262 118H261V119H262ZM178 119H179V118H178ZM182 119H183V118H182ZM238 119H239V118H238ZM13 120H14V121H13ZM61 120H62V119H61ZM73 120H74V119H73ZM15 121H17V122H15ZM47 121H46L45 123H47ZM49 121H51V120H49ZM176 121H177V123H178L179 120L176 119ZM235 121H236V120H235ZM246 121H247V120H246ZM260 121H261V120H260ZM5 122H6V124H7V121H6V120H5ZM13 122H14L15 124L12 125ZM25 122H27L28 124L25 123ZM44 122H43V123H44ZM54 122H55V121H54ZM258 122H259V121H258ZM0 123H1V122H0ZM16 123H19V125L16 124ZM21 123H22L23 125H25V126L21 125ZM49 123H50V122H49ZM179 123H180V122H179ZM181 123L183 124L184 122H181ZM186 123H187V122H186ZM189 123H190V122H189ZM244 123H245V122H244ZM3 124H4V125H3ZM6 124L2 122V126L0 125V127H1L0 129H1V130H5L6 127H4V126H7ZM26 124H27V125H26ZM61 124H63V125H64V128L66 127L65 129L68 130L67 127L70 126V125H68V123H61ZM65 124H67L68 126H66ZM70 124H71V123H70ZM246 124H247V123H246ZM246 124H245V125H246ZM8 125H9V123H8ZM15 125H16V126H15ZM17 125H18V126H17ZM20 125H21L22 127H21ZM35 125H36V126H35ZM41 125H42V124H41ZM177 125H178V124H176V127H177ZM187 125H189V124H187ZM187 125L185 124V126H187ZM262 125H263V124H262ZM26 126H29V127L26 128ZM45 126H46V125H45ZM49 126H50V125H49ZM181 126H182V125H180V127H179V125H178L179 129L181 128ZM241 126H242V125H241ZM247 126H248V125H247ZM2 127H3L4 129H3ZM18 127H20V128H18ZM24 127H25L26 130H25V131H21V130H24ZM60 127H62V126H60ZM178 127H177V129H178ZM182 127H183V129H184V126H182ZM7 128H8V126H7ZM13 128H14V129H13ZM21 128H22V129H21ZM31 128H33L32 131H31ZM39 128H37L38 131H41V130H39ZM64 128H63V129H64ZM187 128H188V127H186V129H187ZM198 128H199V127H198ZM29 129H30V130H29ZM41 129H42V128H41ZM70 129H71V128H70ZM72 129H73V127H72ZM78 129H79V128H78ZM181 129H182V128H181ZM186 129H185V130H186ZM210 129H212V128H210ZM6 130H9V128L6 129ZM185 130H183V133H184ZM188 130H189V128L187 129V131H188ZM36 131H37V130H36ZM177 131H178V130H177ZM181 131H182V130H181ZM190 131H194V130H190ZM252 131H253V130H252ZM6 132H7V131H5V133H6ZM66 132H68V131H66ZM250 132H251V131H250ZM1 133L3 134L4 132L1 131L0 134H1ZM5 133H4V134H5ZM21 133H20V134H21ZM58 133H59V132H58ZM62 133H63V132H62ZM177 133H178V134H179V133L181 134L182 132H177ZM183 133H182V134H183ZM213 133H214V132H213ZM248 133H249V132H248ZM2 134H1V135H2ZM4 134H3V135H4ZM23 134H24V133H23ZM64 134H65V132H64ZM67 134H68V133H67ZM186 134H187V133H186ZM1 135H0V136H1ZM57 135H58V134H57ZM69 135H71V134H69ZM77 135H78V134H77ZM195 135H196V134H195ZM201 135H202V134H201ZM201 135H200V136H201ZM235 135H236V134H235ZM253 135H254V134H253ZM47 136H48V137H47ZM47 136H46V135H45V137L43 136V139H44V140L42 139L43 143H44L45 141L48 142V143H47L48 146L45 145V143L43 144V146L45 145V146H44L45 148H44L43 151H47V150H48V151H50V150L52 151L53 148H55V149L57 148V149H58L59 145H61V143H64L63 141L65 140V138H63V136H64L63 134L60 135V136H62V137H60V138H62L63 141L57 136L55 140L58 142V140L60 139L61 141L59 140V142H58V143H60V144L58 145V143L56 142L57 145H55L56 143L54 142V145H55L56 147H55V146H52V148H50V150H49V149H46V146H47V147H50V143H49V141L52 142L53 139L51 140V138H53V137H51V135H50V137H49L48 134H47ZM55 136H56V135H55ZM55 136H54V137H55ZM263 136H264V135H263ZM3 137H5V136H3ZM3 137H2V136L0 137V138H1L0 142H1V143L3 142V143L0 145V148L2 147L1 150L3 149V144H4V142H5V141H2V140L4 139ZM64 137H65V136H64ZM70 137H71V136H70ZM101 137H102V136H101ZM214 137H215V136H214ZM218 137H219V136H218ZM252 137H253V136H252ZM48 138H50V140H47ZM57 138H58V140H57ZM66 138H67V137H66ZM178 138H179V137H178ZM178 138H177V139H178ZM185 138H186V137H185ZM188 138H189V135L187 136V139H188ZM191 138H192V137H190L189 140H192V139H193L192 141L194 142L195 137H193L192 139H191ZM196 138H199V137L196 136ZM34 139H35V138H34ZM36 139H38V138H36ZM187 139H186V140H187ZM231 139H232V138H231ZM5 140H6V138H5ZM27 140H28V141L30 140V141H32V142L29 141V142H30V143H29ZM39 140H40V139H39ZM184 140H185V139H184ZM240 140H241V139H240ZM8 141H9V140H8ZM70 141H71V140H70ZM234 141H235V140H234ZM6 142H7V140H6ZM9 142H10V141H9ZM25 142H27V143L25 144ZM183 142H184V141H183ZM193 142H192V143H193ZM251 142H252V141H251ZM263 142H264V141H263ZM28 143H29L30 145H29ZM179 143H180V142H179ZM187 143L189 144V142H187ZM192 143H191V145H192ZM65 144H66V143H65ZM182 144H183V143H182ZM184 144H185V143H184ZM193 144H194V143H193ZM251 144H252V143H251ZM260 144H261V143H260ZM6 145H7V144H6ZM6 145H5V146H6ZM34 145H35V140H34V144H33V146H34ZM62 145L64 146V144H62ZM72 145H73V144H72ZM99 145H100V144H99ZM142 145H143V144H142ZM180 145H181V144H180ZM186 145H187V144H186ZM191 145H190V146H191ZM194 145H195V144H194ZM194 145H193V146H194ZM262 145H263V144H262ZM262 145H261V146H262ZM28 146H29V148H26V147H28ZM57 146H58V147H57ZM67 146H68V144H67ZM94 146H95V145H94ZM182 146H183V145H182ZM187 146H188V145H187ZM190 146H189V147H190ZM238 146H239V145H238ZM6 147H7V146H6ZM30 147H32V149H31ZM108 147H110V146H108ZM143 147H144V146H143ZM143 147L141 146L140 148L142 149ZM177 147H178V145H177ZM177 147H176V148H177ZM180 147H181V146H180ZM191 147H192V146H191ZM66 148H67V147H66ZM70 148H71V147H70ZM96 148H97V147H96ZM103 148H104V147H103ZM192 148H194V147H192ZM192 148H190V149H191V152L194 153V154H196V152H198V151L193 152V151H192V150H193ZM203 148H204V147H203ZM256 148H257V147H256ZM8 149H9V148H8ZM8 149H7V150H8ZM45 149H46V150H45ZM110 149H111V147H110ZM185 149H186V148H185ZM195 149H196V148H195ZM197 149H198V148H197ZM260 149H261V148H260ZM1 150H0V152H1ZM7 150H5V151L7 152ZM27 150H26V151H27ZM53 150H54V149H53ZM64 150H66V149L64 148ZM68 150H69V149H68ZM68 150H67V151H68ZM144 150H145V148L143 149V151H144ZM176 150H177V149H176ZM178 150H180V148H179ZM254 150H255V149H254ZM5 151L3 150V153H2V152L0 153V154H2V155L0 156V158L4 156ZM26 151H24V153H25ZM57 151H58V150H57ZM102 151H103V150H102ZM120 151H121V150H120ZM154 151H155V150H154ZM194 151H195V150H194ZM201 151H202V150H201ZM240 151H241V150H240ZM27 152H30V151H27ZM62 152H63V150H62ZM145 152H146V151H145ZM150 152H151V151H150ZM182 152H184V151H182ZM188 152H189V151H188ZM252 152H253V151H252ZM258 152H259V151H258ZM260 152H261V151H260ZM260 152H259V153H260ZM24 153L21 154V155H22V158H21V159L18 158V159H19L18 163L23 161V162H25V165H26V161H24V158H25L24 156H25L26 154H24ZM52 153H53V152L50 153L51 156L53 155ZM54 153H56L55 150H54ZM100 153H101V152H100ZM103 153H104V151H103ZM105 153H106V152H105ZM186 153H187V152H186ZM240 153H241V152H240ZM250 153H251V152H250ZM8 154H10V153L7 152V153H6L7 156H6V157L4 156L5 158H7L6 161L11 159V158L9 159L10 156L8 157ZM56 154H58V153H56ZM56 154L53 155L52 158L55 157ZM124 154H125V153H124ZM148 154H149V153H148ZM148 154H147V155H148ZM197 154H198V153H197ZM210 154H211V153H210ZM253 154H254V153H253ZM253 154H252V155H253ZM263 154H264V153H263ZM14 155H15V154H14ZM65 155H66V154H65ZM68 155H69V154H68ZM135 155H137V153H136ZM138 155H139V154H138ZM176 155H177V154H176ZM184 155H185V154H184ZM186 155H187V154H186ZM189 155H190V154H189ZM189 155H188V156H189ZM205 155H206V154H205ZM255 155H258V154H255ZM261 155H262V154H261ZM12 156H13V155H12ZM18 156H20V155H18ZM57 156H58V155H57ZM57 156H56V157H57ZM63 156H64V155H62V158H64ZM79 156H81V155L79 154ZM195 156H196V155H195ZM195 156H193V157H195ZM197 156H199V155H197ZM258 156H259V155H258ZM4 157L2 158L3 161L0 162L2 165H3V163H5V164H4L5 166L3 165L4 167H3V166H0V168H2V169L4 168L3 170H5L6 167L9 168V166H10V164H9L10 162H9V163H8V162H7V163L4 162V160H5ZM20 157H21V156H20ZM39 157H40V156H39ZM70 157H72V156H70ZM74 157H75V156H74ZM143 157H144V156H143ZM177 157H178V156H177ZM189 157H190V156H189ZM213 157H214V156H213ZM251 157H252V156H251ZM263 157H264V156H263ZM37 158H38V157H37ZM60 158H61V156H60L59 158H57V159H59V160H57V159H53L52 161L55 160L54 163H58V161H61V160H62V159L60 160ZM68 158H69V157H68ZM79 158H80V157H79ZM102 158H103V157H102ZM145 158H146V156H145ZM187 158H188V157H187ZM199 158H200V157H199ZM205 158H207V157H205ZM241 158H242V157H241ZM22 159H23V160H22ZM64 159H65V158H64ZM70 159H71V158H69V160H70ZM103 159H104V158H103ZM105 159H106V158H105ZM200 159H201V158H200ZM212 159H213V158H212ZM234 159H235V158H234ZM249 159H250V158H249ZM16 160H17V158H16ZM21 160H22V161H21ZM66 160H67V159H66ZM71 160H72V159H71ZM81 160H82V159H81ZM88 160H89V159H88ZM91 160H92V159H91ZM97 160H98V159H97ZM191 160H192V159H191ZM207 160H208V159H207ZM89 161H90V160H89ZM134 161H135V160H134ZM147 161H148V160H147ZM178 161H179V158H178ZM186 161H187V160H186ZM194 161H195V160H194ZM231 161H233V160H231ZM248 161H249V160H248ZM36 162H39V161L36 160ZM36 162H35V163H36ZM41 162H42V161H41ZM41 162L36 163L37 165L34 163V164H35V165H34V168H35V166H37V170L40 171V167H39V166H42ZM64 162H65V161H64ZM66 162H68V161H66ZM66 162H65V163H66ZM76 162H77V161H76ZM76 162H75V163H76ZM87 162H88V161H87ZM145 162H146V161H145ZM145 162H144V163H145ZM184 162H185V161H184ZM259 162H260V160L258 161V163H259ZM263 162H264V161H263ZM18 163H17V165H18ZM27 163H28V162H27ZM68 163H69V162H68ZM68 163H67V164H68ZM77 163H78V162H77ZM83 163H84V161H83ZM103 163H104V162H103ZM105 163H106V162H105ZM148 163H149V162H148ZM148 163H147V164H148ZM150 163H151V162H150ZM190 163L192 164L191 161H190ZM190 163H189V164H190ZM202 163H203V162H202ZM6 164H9V165L7 166ZM22 164H23V163H21V164L19 163V165H21L22 169L24 170L25 167L22 166ZM67 164H66V165H67ZM70 164H71V162H70ZM72 164H73V163H72ZM86 164H87V163H86ZM100 164H101V163H100ZM106 164H107V163H106ZM134 164H135V163H134ZM136 164H137V163H136ZM147 164H145L146 167H148ZM181 164H182V163H181ZM204 164H205V163H204ZM251 164H252V163H251ZM262 164H263V163H262ZM19 165H18V168H20L19 170H21V171H19V170L16 168L18 172L16 171L15 176H16L18 173H19V174H18V176H17L15 179L20 178L19 176H21V173L23 174V172L25 171V170H24V171L22 172V169H21V167H20ZM23 165H24V164H23ZM27 165H28V164H27ZM27 165H26V166H27ZM43 165H44V164H43ZM63 165H65V164H63ZM74 165H75V164H73V166H74ZM87 165H88V164H87ZM102 165H104V164H102ZM148 165H149V164H148ZM176 165H177V163H176ZM240 165H241V164H240ZM248 165H249V164H248ZM14 166H15V165H14ZM28 166L30 167V164H29ZM28 166L25 168V169H27L26 171H27V172L29 171V173H30V174H28V178H29V179H34V178L38 177V178L36 179V180H38L41 174L38 172L40 175H39V174L37 175V173H35V172L33 171V170H35V169L33 168V170H32V165H31V168H29V169L31 170V171H30V170L28 169ZM70 166H72V165H69L68 168H70ZM96 166H97V165H96ZM109 166H110V165H109ZM125 166H126V165H125ZM130 166H131V165H130ZM130 166H127V167L130 168ZM189 166H190V165H189ZM189 166H188V167H189ZM192 166H193V165H192ZM262 166H263V165H262ZM23 167H24V168H23ZM59 167H60V166H59ZM144 167H145V166H144ZM183 167H185V166H183ZM183 167H181V168L183 169ZM205 167H206V166H205ZM257 167H258V166H257ZM259 167H260V166H259ZM8 168H7V169H8ZM65 168H66V166L64 167V169L62 168V174H63V170L67 171ZM68 168H67V169H68ZM89 168H90V167L88 166V169H89ZM124 168H126V167H124ZM124 168H123V169H124ZM129 168H128V169H129ZM176 168H177V166H176ZM179 168H180V167H179ZM262 168H263V167H262ZM16 169H15V170H16ZM71 169H72V168H71ZM74 169H75V168H74ZM77 169H78V168H77ZM94 169H95V168H94ZM94 169H93V170H94ZM128 169H127V170H128ZM151 169H152V168H151ZM151 169H149V170L151 171ZM200 169H201V168H200ZM248 169H249V168H248ZM257 169H258V168H257ZM3 170H1V171H3ZM60 170H61V169H60ZM60 170H59V171H60ZM72 170H73V169H72ZM72 170H71V171H72ZM91 170H92V167L90 168V171L88 170V171H89L88 174H91V173H90ZM93 170H92V174H91V175L94 177V175L96 174V172L98 171V169H96L97 171L94 170V172H93ZM108 170H109V169H108ZM127 170H126V171H127ZM147 170H148V169H147ZM186 170L188 171V169H186ZM190 170H191V169H190ZM253 170H254V169H253ZM5 171L7 172V170H5ZM8 171H9V170H8ZM26 171L24 172L23 176L25 175ZM52 171L54 172V169H53ZM59 171H56V172L58 173ZM85 171H87V170H85ZM112 171H113V169H112ZM123 171H124V172H123V174H124V173H125V169H124ZM152 171H153V170H152ZM152 171H151V172H152ZM176 171H177V170H176ZM194 171H195V170H194ZM261 171H262V170H261ZM49 172H50V171H49ZM69 172H70V171H69ZM72 172H73V171H72ZM72 172H70V173H68V174H71ZM117 172H119V171L117 170ZM117 172H116V173H117ZM151 172H150V173H151ZM178 172H179V171H178ZM247 172H249V171H247ZM11 173H12V172H11ZM13 173H15V172H13ZM13 173H12V174H13ZM51 173H52V172H51ZM57 173L54 172V176H57V175H56ZM73 173H75L74 176H73V177H75V176H76V172H73ZM77 173H79V172H77ZM83 173H84V172H83ZM93 173H95V174L93 175ZM102 173H103V172H102ZM116 173H115V174H116ZM128 173H129V172H127V174H128ZM141 173H142V171H141ZM144 173H145V172H144ZM154 173H155V172H153V174H154ZM182 173H184V172H182ZM185 173H186V171H185ZM195 173H196V172H195ZM199 173H200V172H199ZM229 173H230V172H229ZM254 173H255V172H254ZM1 174H2V173H1ZM1 174H0V175H1ZM6 174H7V173H4V175H2V177L5 176ZM60 174H61V173H60ZM111 174H112V176H110V175H109V176H110V177H113L114 174H113V173H111ZM123 174H122V175H123ZM142 174H143V173H142ZM142 174H141V175H142ZM148 174H149V172H148ZM186 174H188V173H186ZM191 174H193V173H191ZM191 174L189 173L188 175H190V176L193 177V175H191ZM212 174H213V173H212ZM248 174H249V173H248ZM29 175H30V176H29ZM72 175H73V174H72ZM86 175H87V174H86ZM91 175H90V176H91ZM103 175H104V174H103ZM107 175H108V174H107ZM122 175H121V177H122ZM124 175H125V174H124ZM177 175H178V174H177ZM177 175H176V177H177ZM180 175H181V174H180ZM200 175H201V174H200ZM252 175H253V173H252ZM260 175H261V174H260ZM260 175H259V176H260ZM262 175H264V174H262ZM50 176H51V175H49V177H50ZM52 176H53V174H52ZM69 176H70V175H69ZM88 176H89V175H88ZM105 176H106V175H105ZM130 176H132V175H130ZM139 176H140V175H139ZM139 176H138V178H139ZM182 176H183V174H182ZM238 176H239V175H238ZM246 176H247V175H246ZM259 176L257 175V177H259ZM21 177H22V176H21ZM24 177H25V176H24ZM47 177H48V176H47ZM57 177H58V176H57ZM57 177H56V179H57ZM73 177H72V178H73ZM107 177H108V176H107ZM117 177H118V176H115L114 178H117ZM119 177H120V176H119ZM125 177H126V175H125ZM143 177H145V176H143ZM188 177H189V176H188ZM196 177H197V176H196ZM200 177H202V176H200ZM200 177H199V178H200ZM247 177H248V176H247ZM250 177H251V176H250ZM261 177H262V176H261ZM0 178H1V177H0ZM22 178H23V177H22ZM22 178H21V179H22ZM26 178H27V177H26ZM26 178L23 179V182H24V183H25V182H26V183L29 182V180H28V182L26 181V180L28 179V178H27V179H26ZM41 178H42V177H41ZM76 178H77V177H76ZM78 178H79V177H78ZM132 178L135 179L134 176H133ZM153 178H154V177H153ZM153 178H152V179H153ZM178 178H180V177H178ZM181 178H182V177H181ZM183 178H184V177H183ZM228 178H229V177H228ZM1 179H2V178H1ZM25 179H26V180H25ZM49 179H50V178H49ZM95 179H96V177H95ZM110 179H111V180H110ZM110 179H108V178L105 179V178H104V180H109V182H112V183H113V182H114V181H112L113 178H110ZM126 179H127V178H126ZM128 179H129V178H128ZM128 179H127V180H128ZM144 179H145V183H146L148 180L146 181V178H144ZM204 179H205V178H204ZM216 179H217V178H216ZM263 179H264V178H263ZM19 180H20V179H19ZM19 180H18V182L21 183L22 180H20V181H19ZM36 180H34V181L32 180V181H31L32 183H30L31 185L29 184L30 186H29L28 184H26V183H25V184H26L27 186H29V187L33 186V187H31V189H32V188H34V186H35L34 183L36 182ZM42 180H43V179H42ZM72 180H73V179H72ZM93 180H94V179H93ZM113 180H114V179H113ZM119 180H120V179H119ZM135 180H136V179H135ZM135 180H134V181H135ZM181 180H182V179H181ZM181 180H180V181H181ZM184 180H185V179H184ZM191 180H192V178H191ZM196 180H197V179H196ZM200 180H201V178H200ZM252 180H254V179H252ZM136 181H138V180H136ZM180 181H179V182H180ZM182 181H183V180H182ZM182 181H181V182H182ZM14 182H15V181H14ZM14 182H13V185H14V186H17V185H15V184H17V183L14 184ZM23 182H22V183H23ZM33 182H34V183H33ZM39 182H40V181H39ZM45 182H46V181H45ZM71 182H72V181L70 180V183H71ZM95 182H96V181H95ZM116 182L118 183V181H116ZM116 182H114V185L116 184ZM128 182H129V181H128ZM141 182H142V181H141ZM156 182H158V181H156ZM215 182H216V181H215ZM246 182H247V181H246ZM20 183H18V184L20 185ZM22 183H21V184H22ZM24 183H23V184H24ZM40 183H41V182H40ZM40 183H39V184H40ZM47 183H48V182H47ZM79 183H80V182H79ZM103 183H104V182H103ZM112 183H111V184H112ZM137 183H138V182H137ZM139 183H140V182H139ZM200 183H203V182H200ZM244 183H245V182H244ZM259 183H260V182H259ZM4 184H5V183H4ZM25 184H24V187H25V188H28L27 186H25ZM33 184H34V185H33ZM39 184L36 183V186L39 185ZM48 184H49V183H48ZM73 184H74V182H73ZM73 184H72L71 187H72V188H73V187L76 188V183L74 184L75 186H73ZM147 184H148V183H147ZM153 184H154V183H153ZM155 184H156V183H155ZM192 184H193V183H192ZM206 184H207V183H206ZM246 184H247V183H246ZM261 184H262V183H261ZM68 185H69V183H68ZM68 185H67V186H68ZM79 185H80V184H79ZM97 185H98V184H97ZM112 185H113V184H112ZM130 185H131V184H130ZM134 185L137 186L138 184H134ZM143 185H144V184H143ZM175 185H177V187L180 186L181 189H182V184H181V185H178L177 182H176ZM189 185H190V184H189ZM59 186H60V185H59ZM65 186H66V185H65ZM67 186H66V189H69V188H68L69 186H68V187H67ZM118 186H119V185H118ZM131 186H133V185H131ZM197 186H198V185H197ZM201 186H202V185H201ZM244 186H245V185H244ZM10 187H12V186H10ZM17 187H19V190H18V189L15 190L16 193L13 194L14 197H13L12 199H14L15 197H17L16 195L19 194V191L23 194V191H21V190H22L21 186H17ZM17 187H16V188H17ZM24 187H23V190L27 193V191L25 190ZM37 187H38V186H37ZM37 187H35L36 190L38 189ZM63 187H64V186H63ZM71 187H70V189H71ZM114 187H115V186H114ZM129 187H130V186H129ZM142 187H143V186H142ZM144 187H146V186H144ZM150 187H151V186H150ZM155 187H156V186H155ZM157 187H158V186H157ZM204 187H205V186H204ZM235 187H236V186H235ZM240 187H241V186H240ZM7 188H8V187H7ZM16 188H15V189H16ZM101 188H102V187H101ZM101 188H100L99 192H101V191L103 192V190H102L103 188H102V189H101ZM132 188H133V187H132ZM132 188H131V189H132ZM201 188H202V187H201ZM208 188H209V187H208ZM208 188H207V189H208ZM250 188H251V187H250ZM11 189H12V188H10V190H11ZM20 189H21V190H20ZM98 189H99V188H98ZM106 189H107V188H106ZM108 189H109V188H108ZM136 189H137V188H136ZM152 189H153V188H152ZM175 189H176V186H175ZM177 189H178V188H177ZM191 189H192V188H191ZM193 189H194V187H193ZM199 189H200V187H199ZM205 189H206V188H205ZM207 189H206V191H207ZM225 189H226V188H225ZM233 189H234V188H233ZM255 189H256V188H255ZM3 190H4V189H3ZM32 190H33V192H34V189H32ZM32 190H31V192H32ZM36 190H35V191H36ZM40 190H41V189H40ZM42 190H43V189H42ZM104 190H105V189H104ZM123 190H124V189H123ZM132 190H133V189H132ZM134 190H135V189H134ZM134 190H133V194H134ZM178 190H179V189H178ZM178 190H176V192H180V190H179V191H178ZM201 190H202V189H201ZM240 190H241V189H240ZM245 190H246V189H245ZM249 190H250V189H249ZM257 190H258V189H257ZM6 191H7V190H6ZM17 191H18V193H17ZM28 191H29V189H28ZM66 191H67V190H66ZM69 191L72 192L73 190H68V193H69ZM97 191H98V190H97ZM125 191H127V190H125ZM125 191H123V192L126 193V195H127V192H125ZM259 191H261V190H259ZM263 191H264V190H263ZM12 192L14 193V190H13ZM12 192H11V191L8 192L7 195H10L9 193L12 194ZM36 192H37V191H36ZM104 192H107V191H104ZM128 192H129V194H130V191H128ZM137 192H138V191H137ZM137 192H136V193H137ZM140 192H141V191H140ZM202 192H203V191H202ZM202 192H200V193H202ZM5 193H6V192H5ZM73 193H74V192H73ZM107 193H108V192H107ZM107 193H106V194H107ZM109 193H111V192H109ZM109 193H108V194H109ZM113 193H114V192H113ZM136 193H135V194H136ZM186 193H187V192H186ZM193 193H194V192H193ZM200 193H199V194H200ZM248 193H249V192H248ZM260 193H261V192H260ZM260 193H259V194H260ZM2 194L5 196L4 193H2ZM34 194H36V193H34ZM70 194H71V193H70ZM102 194H103V193H102ZM102 194H101V195H102ZM108 194H107V195H108ZM117 194H120L119 191L117 192ZM117 194H116V196H117ZM122 194H123V193H122ZM135 194H134V196H135ZM179 194H180V193H179ZM243 194H244V193H243ZM249 194H250V193H249ZM253 194H254V193H253ZM253 194H252V195H253ZM7 195H6V196H7ZM13 195H12V196H13ZM20 195H21V194H20ZM39 195H41V194H39ZM110 195H111V194H110ZM110 195H108V196H110ZM113 195H114V194H113ZM120 195H121V194H120ZM120 195H118V196H120ZM123 195H124V194H123ZM123 195H122V196H123ZM155 195H156V194H155ZM171 195H172V194H171ZM174 195H175V194H174ZM6 196H5V198H6ZM10 196H11V195H10ZM22 196H23V195H22ZM24 196L27 198V195H24ZM24 196H23V198H24ZM30 196H31L32 199H33L34 195H33V196L30 195ZM30 196H29V197H30ZM37 196H38V195H37ZM46 196L48 197V195H46ZM102 196H103V195H102ZM128 196H130L129 198H131V194L128 195ZM147 196H148V195H147ZM157 196H158V195H157ZM165 196H166V195H165ZM196 196H197V195H196ZM0 197H1V193H0ZM113 197H114L115 200H116L115 202H117V201L120 200V198H121V197H119V199H118V198L115 197V196H113ZM152 197H153V196H152ZM178 197H179V195H178ZM180 197H181V196H180ZM242 197H243V196H242ZM257 197H259V196L257 195ZM23 198H22V199H23ZM26 198H25V199H26ZM37 198H39V197H37ZM116 198H117L118 200H117ZM122 198H123V197H122ZM122 198H121V199H122ZM124 198H127V197L124 196ZM134 198H135V197H134ZM134 198H133V199H134ZM141 198H142V197H141ZM260 198H261V197H260ZM263 198H264V197H263ZM6 199H9V198H6ZM15 199H16V198H15ZM15 199H14V200H15ZM18 199H21V198H19V196H18ZM34 199H35V198H34ZM45 199H46V198H45ZM106 199H107V197H106ZM109 199H111V198H109ZM148 199H149V197H148ZM148 199H147L146 201H148ZM199 199H201V198H199ZM202 199H203V198H202ZM237 199H238V198H237ZM242 199H243V198H242ZM245 199H246V198H245ZM245 199H244V200H245ZM255 199H256V198H255ZM255 199H254V200H255ZM10 200H11V198L9 199V201L7 200L8 203H6L7 201L5 200V204H6V205L9 204V205H12V206H10V208H4V209H7V211L10 210V215H11L10 217L13 218L14 215L17 214V212H15L13 209H15V206H18L19 204L17 203V204H18V205H17V204L15 203V204H16V205H15V204H14L15 201H11V203H12V202H13V203L10 204ZM27 200L29 201L30 198L26 199L24 202H27V203H28ZM102 200H105L104 197H103ZM112 200H113V199H112ZM122 200H123V199H122ZM122 200H120V201H121V202H125V200H129V199L127 198V199H125L124 201H122ZM150 200L153 201L154 199L152 198V199H150ZM157 200H158V199H157ZM159 200H160V199H159ZM222 200H224V199H222ZM249 200H250V199H249ZM251 200H252V199H251ZM251 200H250V201H251ZM2 201H3V200H2ZM16 201H17V199H16ZM22 201H23V200H22ZM33 201H34V200H32V201L30 200V201H29V202L31 203L30 205H28V204L26 203V205L30 206L28 212L26 211L27 214H28L29 211H30V215L28 214L30 217L27 216V219H26V217H25V220H28L29 218L31 219V215L34 214L33 217H32V219H31V222H32L33 219L35 220V218L39 219V218L37 217V215L39 214V210H40V209H38V212H37V211H35L36 209L33 210V208H31V207L33 206V204H32ZM41 201H42V200H41ZM52 201H53V200H52ZM120 201L117 202V203H120ZM130 201H131V199H130L129 201H126L127 203H126V202H125V203L128 205V202L131 203ZM151 201H150V202H151ZM239 201H240V200H239ZM241 201H242V200H241ZM261 201H263V200L261 199ZM18 202H19V201H18ZM37 202H38V201H37ZM106 202H107V201H106ZM111 202H112V201H111ZM111 202H110V203H111ZM255 202H256V201H255ZM255 202L253 201L252 203H255ZM257 202H258V201H257ZM259 202H260V201H259ZM263 202H264V201H263ZM33 203H34V202H33ZM104 203H105V201L102 203L103 206L106 205V204L104 205ZM148 203H149V202H148ZM148 203H147V204H148ZM153 203H154V202H153ZM190 203H191V202H190ZM193 203H194V201H193ZM219 203H220V202H219ZM245 203H246V202H245ZM3 204H4V203H1V205H3ZM5 204H4V205H5ZM13 204H14V205H13ZM21 204H22V203H21ZM34 204H35V203H34ZM99 204H100V203H99ZM102 204H101V205H102ZM108 204H109V203H108ZM121 204H122V203H121ZM123 204H124V203H123ZM123 204H122V205H123ZM141 204H142V206H143V204H146V202L143 203V200H142ZM149 204H150V203H149ZM257 204H258V203H257ZM262 204H263V203H262ZM1 205H0V207H1ZM6 205H5V206H6ZM9 205H8V207H9ZM31 205H32V206H31ZM40 205H41V204H40ZM63 205H64V204H63ZM63 205H61V206L64 208ZM122 205H121V206H122ZM189 205H190V204H189ZM197 205H198V204H197ZM235 205H236V204H235ZM249 205H250V204H249ZM13 206H14V207H13ZM20 206H21V205H20ZM37 206H39V205H37ZM57 206H58V205H57ZM59 206H60V204H59ZM103 206H101L100 208H102ZM106 206H107V205H106ZM138 206H139V205H138ZM140 206H141V205H140ZM145 206H146V205H145ZM205 206H206V205H205ZM244 206H245V205H244ZM253 206H254V205H253ZM259 206H260V205H259ZM33 207H34V208H37L36 205L33 206ZM52 207H53V206H52ZM98 207H99V206H98ZM109 207H110V206H109ZM109 207H108V208L104 207V208H106V209H110ZM123 207H125V206H123ZM131 207H134V208H135V206H133V205H131ZM228 207H229V206H228ZM233 207H234V206H233ZM239 207H240V206H239ZM245 207H246V206H245ZM247 207H249V206H247ZM247 207H246V208H247ZM255 207H257V206H255ZM2 208H3V207H2ZM12 208H13V209H12ZM57 208H59V207H57ZM127 208H128V207H127ZM138 208H139V207H138ZM185 208H186V206H185ZM187 208H188V207H187ZM192 208H194V207L192 206ZM242 208H244V207L242 206L241 209H242ZM250 208H251V206H250ZM253 208H254V207H253ZM257 208H258V207H257ZM261 208H262V207H261ZM8 209H9V210H8ZM30 209H32V210H30ZM64 209H65V208H64ZM71 209H72V208H71ZM102 209H103V208H102ZM102 209H101V210H102ZM106 209H105V210H106ZM125 209H126V207H125ZM169 209H170V208H169ZM225 209H226V208H225ZM225 209H224V210H225ZM254 209H255V208H254ZM254 209H253V210H254ZM54 210H55V209H54ZM134 210H135V209H134ZM141 210H142V209H141ZM147 210H148V209H147ZM177 210H178V209H177ZM198 210H199V209H198ZM244 210H245V208H244ZM12 211H13V212H12ZM31 211H32V212H31ZM51 211H52V210H51ZM55 211H56V210H55ZM63 211H64V210H63ZM108 211H109V210H108ZM118 211H119V210H118ZM131 211H133V210H131ZM245 211H246V210H245ZM249 211H250V209H249ZM249 211H248V212H249ZM251 211H252V210H251ZM259 211H260V210H259ZM4 212H5L4 214H6V211H5V210H4ZM14 212H15L16 214H14ZM35 212L37 213V215H36ZM111 212H112V211H111ZM111 212H110V213H111ZM116 212H117V211H116ZM120 212H121V211H120ZM120 212H119V214H120ZM124 212H125V211H124ZM246 212H247V211H246ZM252 212H253V211H252ZM12 213H13L14 215H13ZM31 213H32V214H31ZM51 213H53V212H51ZM59 213H60V212H57L58 215H59ZM139 213H140V212H139ZM146 213H147V212L143 213V216L140 215L141 213H140L139 215L141 216V218H143V217H144V218H145V217H148L147 219H149V216H150V219H152V218H151V217H153V215L151 216L152 213L150 212L151 214L149 215V214H148L149 212H148L147 214H148L149 216H146ZM195 213H196V212H195ZM213 213H214V212H213ZM242 213H243V211H242ZM258 213H259V212H258ZM7 214H8V213H7ZM27 214H26V215H27ZM45 214H46V213H45ZM54 214H55V213H54ZM62 214H63V213H62ZM107 214H108V213H107ZM116 214H117V213H116ZM116 214H115V213L113 214V212H112V213H111V216H112V215H116ZM136 214H137V213H136ZM239 214H241V213H239ZM249 214H250V213H249ZM253 214H254V213H253ZM21 215H22V214H21ZM23 215H24V214H23ZM109 215H110V214H109ZM109 215H108V216H109ZM137 215H138V214H137ZM243 215H244V214H243ZM258 215H259V214H258ZM3 216H4V215H3ZM5 216H9V215H5ZM34 216H35V217H34ZM38 216H39V215H38ZM50 216H53V215H50ZM54 216H56V215H54ZM154 216H155V214H154ZM227 216H228V215H227ZM254 216H255V215H254ZM15 217H16V216H15ZM15 217H14V218H15ZM23 217H24V216H23ZM56 217H57V216H56ZM60 217H61V216H60ZM70 217H71V216H70ZM120 217H121V216H120ZM136 217H137V216H136ZM156 217H157V216H156ZM237 217H238V216H237ZM262 217H263V216H262ZM12 218H11V219H12ZM14 218H13V219H14ZM18 218H20V217H18ZM21 218H22V216H21ZM105 218H107V217H105ZM127 218H128V217H127ZM144 218H143V219H144ZM242 218H243V217H242ZM246 218H247V217H246ZM254 218H255V217H254ZM259 218H260V217H259ZM8 219H9V218H8ZM13 219H12V220H13ZM47 219H48V217H47ZM53 219H54V217H53ZM56 219H57V218H56ZM59 219H60V218H59ZM125 219H126V218H125ZM133 219H134V218H133ZM135 219H137V218H135ZM184 219H185V218H184ZM240 219H241V218H240ZM9 220H10V219H9ZM66 220H67V219H66ZM70 220L72 221L73 219H70ZM70 220L67 221V222H70ZM101 220H102V219H101ZM22 221H23V224H26V223H27L26 221H25L26 223H24V219H22ZM36 221H37V220H36ZM41 221H42V220H41ZM41 221H39V222H41ZM56 221H57V220H56ZM97 221H99V220H97ZM150 221H151V220H150ZM150 221H149V222H150ZM156 221H157V220H156ZM167 221H168V220H167ZM258 221H259V219H258ZM260 221H261V220H260ZM10 222H12V221H10ZM20 222H21V221H20ZM28 222L30 223V220H28ZM46 222H47V221H46ZM67 222H66V223H67ZM136 222H137V221H136ZM248 222H250V221H248ZM252 222H253V221H252ZM13 223H14V222H13ZM32 223H34V221H33ZM88 223H89V222H88ZM0 224L3 226V224H2L1 222H0ZM9 224H10V223H9ZM11 224H12V223H11ZM35 224H36V223H35ZM38 224H39V223H38ZM95 224H96V223H95ZM128 224H129V223H128ZM135 224H137V223H135ZM153 224H154V223H153ZM155 224H156V222H155ZM5 225H6V224H5ZM15 225H16V224H15ZM69 225H70V224H69ZM93 225H94V224H93ZM140 225H141V224H140ZM146 225H147V224H146ZM6 226H8V223H7ZM11 226H12V225H11ZM16 226H17V225H16ZM46 226H47V225H46ZM70 226H71V225H70ZM0 227H1V226H0ZM9 227H10V226H9ZM27 227H28V226H27ZM31 227H33V226H31ZM71 227H72V226H71ZM75 227H76V226H75ZM91 227H92V225H91ZM104 227H105V226H104ZM141 227H142V226H140L139 228H141ZM2 228H3V227H2ZM12 228H14V227H12ZM22 228H23V227H22ZM33 228H34V227H33ZM63 228H64V227H63ZM92 228H93V227H92ZM142 228H143V227H142ZM6 229H7V228H6ZM46 229H47V228H46ZM70 229H73V230H74V229H76V228H70ZM94 229H95V228H94ZM145 229H146V228H145ZM1 230H2V229H1ZM8 230H9V228H8ZM14 230H15V229H14ZM20 230H21V229H20ZM32 230H33V229H32ZM73 230H72V231H73ZM89 230H90V228H89ZM92 230H93V229H92ZM92 230L90 231V234H91ZM95 230H96V229H95ZM108 230H109V229H108ZM151 230H152V229H151ZM11 231H12V230H10V232H11ZM22 231H23V230H22ZM22 231H21V232H22ZM72 231L69 230L68 232H72ZM157 231H158V230H157ZM2 232H3V231H2ZM26 232H27V231H26ZM33 232H34V230H33ZM35 232H37V231H35ZM43 232H44V231H43ZM45 232H46V231H45ZM47 232H48V231H47ZM50 232H51V231H50ZM77 232H78V231H77ZM93 232H95V231H93ZM131 232H132V231H131ZM16 233H17V232H16ZM24 233H25V232H24ZM39 233H40V232H39ZM141 233H143V232H141ZM10 234H11V233H10ZM13 234H14V233H13ZM34 234H35V233H34ZM36 234H37V233H36ZM48 234H49V233H48ZM58 234H59V233H58ZM72 234H75V233L72 232ZM90 234H89V237H90ZM92 234H93V233H92ZM92 234H91V235H92ZM103 234H104V233H103ZM149 234H150V233H149ZM24 235H25V234H24ZM51 235H52V233H51ZM29 236L32 237V236H34V235H33V233H32V236H31L30 234L27 235V237H29ZM35 236L38 237V234L35 235ZM40 236H41V235L39 234L38 239H40ZM49 236H50V235H49ZM58 236H59V235H58ZM97 236H98V235H97ZM126 236H127V235H126ZM149 236H150V235H147L148 239H149ZM151 236H152V235H151ZM159 236H160V235H159ZM9 237H10V236H9ZM9 237H7V238H9ZM27 237H26V238H27ZM30 237H29V238H30ZM50 237H51V236H50ZM52 237H53V235H52ZM89 237H88V238H89ZM99 237H100V235H99ZM142 237H143V236H142ZM145 237H146V236H145ZM145 237H144V238H145ZM53 238H54V237H53ZM91 238H93V240H94V236H92ZM91 238H90V240H91ZM140 238H141V237H140ZM21 239H22V238H21ZM31 239H32V240H35L34 237L31 238ZM31 239H29V240H30L29 242H30V243H33V246L35 245V243H38V245L40 244L38 240H37L38 242H37V241H33V242H32ZM36 239H37V238H36ZM45 239H46V238H45ZM96 239H99V240H100V238H96ZM148 239H145V240L148 241ZM153 239H154V238H153ZM26 240H27V239H26ZM53 240H55V239H53ZM87 240H89V239H87ZM90 240H89V241H90ZM111 240H112V239H111ZM119 240H120V239H119ZM154 240H155V239H154ZM27 241H28V240H27ZM76 241H77V240H76ZM95 241H96V240H95ZM136 241H137V240H136ZM136 241H135V242H136ZM143 241H144V239H143ZM149 241H150V240H149ZM149 241H148V244L150 245ZM40 242H42V241H40ZM58 242H59V241H58ZM82 242H83V241H82ZM87 242H88V241H87ZM90 242H93V241L91 240ZM97 242H100V241H96V243H97ZM42 243H43V242H42ZM50 243H51V242H50ZM54 243H55V242H54ZM93 243H95V242H93ZM140 243L143 244V242H141V241H140ZM146 243H147V242H146ZM15 244H17V243H15ZM58 244H59V243H58ZM91 244H92V243H91ZM116 244H117V243H116ZM135 244H136V243H135ZM148 244H147V245H148ZM52 245H53V244H52ZM55 245H56V244H55ZM75 245H76V244H75ZM92 245H93V244H92ZM145 245H146V244H144V245H142V246L144 247ZM155 245H156V244H155ZM33 246H32V247H33ZM87 246H88V245H87ZM119 246H120V245H119ZM132 246H133V245H132ZM137 246H139V243H138ZM150 246H151V245H150ZM192 246H193V245H192ZM2 247H3V246H2ZM5 247H6V246H5ZM36 247H37V246H36ZM48 247H49V246H48ZM56 247H57V245H56ZM56 247H55V248H56ZM83 247H84V246H83ZM134 247H135V246H134ZM167 247H168V246H167ZM0 248H1V247H0ZM39 248L41 249V247H39ZM42 248H44V247L42 246ZM80 248H81V247H80ZM91 248H93V247H91ZM137 248H138V247H137ZM146 248H148V247L146 246L144 249H146ZM157 248H158V247H157ZM7 249L9 250V247H7L6 250H7ZM12 249H13V251H14V248H13V247H12ZM33 249H34V248H33ZM37 249H38V248H37ZM57 249H58V248H57ZM75 249H76V248H75ZM144 249H143V250H144ZM148 249H149V248H148ZM0 250H1V249H0ZM2 250H3V249H2ZM8 250H7V251H8ZM34 250H35V249H34ZM43 250H44V249H43ZM154 250H155V249H154ZM9 251H11V248H10ZM20 251H21V250H20ZM20 251H19V252H20ZM96 251H97V250H96ZM96 251H95V252H96ZM105 251H106V250H105ZM0 252H1V251H0ZM3 252H4V251H3ZM3 252H2V253H3ZM11 252H12V251H11ZM16 252H17V251H16ZM76 252H77V251H76ZM102 252H104V251H102ZM208 252H209V251H208ZM6 253H7V252H6ZM8 253H9V252H8ZM8 253H7V254H8ZM14 253H15V251H14ZM20 253H21V252H20ZM99 253H100V252H99ZM30 254H31V253H30ZM74 254H75V253H74ZM100 254H101V253H100ZM102 254H104V253H102ZM114 254H115V253H114ZM130 254H131V253H130ZM11 255H12V254H11ZM11 255L8 254V257L11 258V260H12ZM13 255H14V254H13ZM13 255H12V256H13ZM23 255H24V254H23ZM26 255H27V254H26ZM80 255H81V254H80ZM3 256H4V254H3ZM6 256H7V255H6ZM14 256H15V255H14ZM16 256L18 257L17 254H16ZM16 256H15L16 259L13 257V259H15L14 261L17 260V257H16ZM77 256H78V255H77ZM84 256H85V255H84ZM119 256H120V255H119ZM30 257H31V256H30ZM85 257H86V256H85ZM93 257H94V256H93ZM95 257H96V256H95ZM105 257H106V255H105ZM9 258H8V259H9ZM81 258H82V257H81ZM100 258H102V257L100 256ZM112 258H113V257H112ZM117 258H118V257H117ZM117 258H115V259H117ZM124 258H125V257H124ZM126 258H127V257H126ZM130 258H131V257H130ZM0 259H1V257H0ZM21 259H22V260H21ZM21 259H20V256H19V260L23 261L22 256H21ZM24 259H25V258H24ZM69 259H70V258H69ZM69 259H68V260H69ZM103 259H104V258H103ZM121 259H122V258H121ZM11 260H10V261H11ZM62 260H63V259H62ZM85 260H86V259H85ZM97 260H99V259H97ZM101 260H102V259H101ZM107 260H108V258H107ZM122 260H123V259H122ZM124 260H125V259H124ZM190 260H191V259H190ZM8 261H9V260H8ZM21 261H20V262H21ZM27 261H28V260H27ZM88 261H89V260H88ZM109 261H110V260H109ZM115 261H117V260H115ZM0 262H1V260H0ZM12 262H13V261H12ZM12 262H11V263H12ZM17 262H19V261H16V264H18ZM20 262H19V264H20ZM24 262H25V260H24ZM94 262H95V261H94ZM100 262H101V261H100ZM72 263H73V262H72ZM112 263H113V261L111 262V264H112ZM118 263H119V264H123L124 262H121V263H120V262L118 261ZM128 263H129V262H128ZM206 263H207V262H206ZM3 264H4V263H3ZM23 264H26V263H23ZM61 264H62V263H61ZM64 264H66V262H65ZM74 264H75V263H74ZM100 264H101V263H100ZM125 264H126V262H125ZM129 264H130V263H129ZM143 264H144V263H143Z\"/></svg>","mask_w":264,"mask_h":264}]
</instances>
